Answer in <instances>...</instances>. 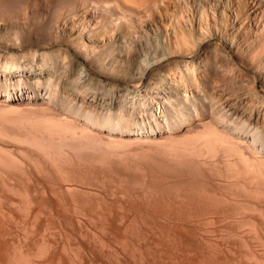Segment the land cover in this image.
<instances>
[{"label":"bare ground","instance_id":"6f19581e","mask_svg":"<svg viewBox=\"0 0 264 264\" xmlns=\"http://www.w3.org/2000/svg\"><path fill=\"white\" fill-rule=\"evenodd\" d=\"M11 1H13V0H11ZM44 1H49V0H44ZM125 1L126 0H81V1H78V0L77 1L76 0H57V2L54 3L53 7L49 10L50 17L47 16L48 20L46 22H44V28L47 31H49V34L53 33L52 27L54 24H58L56 22L58 20L60 23H62L63 28H61V30H64L67 28L70 29L73 26H75L77 23L78 26L74 29V31H71L69 34V36L73 42L72 48L73 49L76 48V49H79L81 51V53L77 52V54L79 55L78 60H76V61L74 60L75 61L74 66L76 67V70L74 69V71L75 72L77 71L76 73H78V75L76 73L74 75H77V78L78 77L79 78L80 77L81 78H87V80L89 79V77L92 78L93 77L92 75L102 74L104 76H107L109 79H111L112 83L115 86H118V88L116 87L117 90H115L116 91L115 98H116V102H118V103H115L114 102L115 100H114V101H111L110 104H112V102H114L117 105L119 104L118 106H120V107H117V108H120V109L116 110L117 109L116 108L115 110L113 109V111H111L113 106L110 107L111 105L109 104L110 105L109 106L107 104L108 103L107 101L110 99V97H109V99L105 98L104 100H101L103 102V105L99 103L104 108L100 107L101 109L97 108L99 111L98 110L94 111L95 110L94 108H93L94 110H91L88 107H86V108H88V109H86V108L80 106V105L83 106V104L76 103L77 101L73 102V101H75L74 98L72 99L73 103H70L71 99H69V101H70L69 102L67 100V98H69V97L66 98V96H63V97H65L64 101L65 100H67V101H65L66 102L65 105L58 106V107L59 108L63 107L62 110L64 109L69 114H72L74 117H77V120H79L78 118L81 117L82 120L80 119V121H82V122L77 123L79 121L75 120L76 118L73 119L74 117L72 118V116H70V118H72L74 121L72 119H70L67 112H66V114L68 115V117L67 116L64 117L65 111H63L64 114L59 113V115H60L59 116L55 112L51 111L53 109L52 106H50L51 108L48 107L47 109H45V105H46L45 102H44L45 105L43 104V107L40 103V105H41L40 111L42 113H38L39 110H36L37 112H33L35 110L32 111V109H34L32 104L34 103L33 101H35L36 99L32 100L33 103L29 102L32 106V109H30L31 108V106H30V108L29 107L26 108L27 110L22 109L23 110L22 111L21 109H19V105L15 106L14 103H13L14 105H11L10 101H8V98H9V100H10V98L17 100V99L21 98L22 94H19V95H17V94L13 95L12 94V96H11V94L9 93L10 91L8 90L9 88H7V90H5L4 93L2 94L4 96H6L7 99L5 98L6 99L5 100L1 96L5 100L4 102L7 101L8 103H10V105L12 107L14 106L13 107L14 109H16V107L19 109V110L17 109L18 113L15 114L12 118H10V119L9 118L8 119L3 118V119L10 120V121L12 119V121H13L12 123H14V125H16V126L18 124H19L18 126L22 125L20 127H17L18 129L20 128L22 130L19 131L17 129H14L15 128L14 127L13 129L15 131L14 130L12 131V129H9V127L0 123V125H1L0 126V135H3L4 137L10 136L18 144H21V145L15 146V148L19 153L24 154V155H22L23 157L25 156L27 158L23 159V158H21L22 156H20V158H19L18 155L16 154V152H14L9 146H7V144H1V143L6 142V139L4 137L0 136V264H56L57 261H59V259L55 260L57 257V254H58L59 250H61V248H62V250L64 248V247L60 246V249H59V247H58L59 240L58 239L61 240V238H59L58 236H60V237L62 236V238H63L62 241L65 238L68 239L70 244H68L66 246L67 247L69 246L68 249L73 250V252L75 250V256L74 257H75V259L77 258V260H74V258H72L73 256L69 255L72 253V251L70 253L69 250H67V248L66 249L64 248L65 250H67V254L69 256L67 254L63 253V252H65V250H63V252L61 251L59 254H61L62 257L58 256L61 261H62V259L65 258V256H67L66 258L69 261H67L66 258H65L66 260L64 259L65 263L67 261V264H87V262L89 264H91L92 261L95 263V261L98 260V259L95 260V258L99 257L97 255H100V254L96 255V253L101 252L102 250L105 249L104 247H103V249H101V247H102L101 245H103V244H101L102 242L105 243V245H107L106 249H108V246L110 248L109 240L111 239L110 241H113V238L116 236L117 232L120 235L121 233L123 234L125 232L128 234V231H131L132 227H130V230L128 229V231L127 230L125 231L126 227L124 224L121 223L124 221V223H127V225H128L127 228H129V226H130L128 224L129 220L133 221V222H129L131 225H134L136 222H138L140 220L139 222L142 221V226H143V224L146 223L150 219L149 221H150V223L152 222L151 223L152 225L147 222V224H150L151 227H150V225L146 224L147 225L146 226L144 224L146 227H148V226L150 227L149 229L148 228L145 229V227L143 228L141 225H140V227H138L139 225L135 226L136 225L135 224L134 228H136V229L138 228V231L141 229L142 232L141 231L137 232L134 230V228H132V230H134V231L130 232L129 235H127L125 233L126 235L124 234V236L129 237L131 235L130 237H133L134 232L142 233L143 235L147 233V235H148V232H149L150 234L154 233L153 235H156L157 237L167 238V240H168V241L166 240L167 245H168V243H170V245L172 243L171 246H174L173 241L177 240L178 239L177 237H179V235H180V234L178 235V233L184 231L185 227H187L186 225H183V224L188 221L186 218L188 216V219H189L190 215H188V214H192V213H188V212H192L193 210L200 208L199 211L201 210V212H200V213H202L201 215L202 216L205 215L204 219H206V215L208 217L211 216V213H212V217L215 216L214 217L215 220H213L214 218L210 217L213 220L212 222H214V221L216 222L217 216L223 217V215H217L215 212V210L217 208H219L217 206H220V205H214V204H216V201L214 204H211V203H213V199L215 197L214 194H217V193H214V194H213V192L210 193L209 192L210 190H209L208 192L210 193V196H212V198H213V199H210V198H208L210 196L206 197L207 195H209V193L207 192V190H208L207 188H203L205 186L201 187L202 185H200L199 189H201V190H199V189L197 190L196 185L197 184L199 185V182L196 181L194 183L193 182L194 180L191 177H188V178H191L193 180L191 182V179L187 178V176H188L187 174L186 175L183 174L184 176L181 174L183 172L188 173L189 170L190 171L196 170L197 172L200 171L199 173H201V175L202 174L204 175V176L202 175L203 178L207 177V175H208V174H206L207 172L208 173L214 172L217 175H219V177L217 176V178L222 177L221 179H223L222 180L223 184L225 183L226 186L229 187L230 189H231L230 186H232V188H233V185H234V187L238 186V187H240V189H241V187L244 188V190L246 189L245 191H247V194H248V192L251 193L252 191L255 192V194H256V192L258 191L256 195L259 196L258 193H261L263 195V198L261 197L262 195L260 194L261 195L260 197L262 199H259L258 201L255 200L256 202L252 201L251 203L248 200V201H246V204H244V202H242L241 200H240L241 202H239V199L237 200V198H235L234 195L232 196V194L229 195L228 193L225 196L220 193L221 195L218 194L219 197L218 196H216V197H218L217 202L219 204L223 205V203L225 204L226 202H228L229 204L232 205V206L231 205L229 206V204L225 205V206L223 205L222 208L223 207H225V208L233 207V205L235 206L238 204L240 207L242 205L245 207L248 205L249 207L247 206L248 208H246V209L250 208L248 210L250 213L252 212L250 210H253L254 212L256 211V213H259L261 215L260 219H264L263 218L264 217V88L258 89L256 87V77H255V75H253L254 72L252 73V75H251L252 77H251L249 75L250 68H248V66H243L242 69L237 67L238 69L236 71H240L239 73L238 72L234 73L237 76L242 75L243 77L240 76L242 79L243 78L245 79L248 77L247 78V81H248L247 84H249V85L245 84L246 79H245V81H243L241 79V81H242L241 83H242V85L243 84L247 85L249 90L247 88H245L244 85L242 86L243 88L241 87V84H239L240 86L236 85L237 82H235V80L233 81L234 83L232 84V82H230L232 78L226 79V77H222L225 79V80L223 79L224 82L226 80H229V82H230L229 83L230 85H228L224 89H225V91L227 90V93L225 92L226 94H228L229 96H232L231 97L232 99H233V96L235 99H237L239 97L237 95L238 97L236 96L237 97L236 98L235 94L239 93L241 88H242L241 91H243L244 88H245V90H248L247 95H248V92L250 94L247 97H246V93L244 91H243L244 92L243 94H245V95H243L240 91V93L242 95H240L239 98L242 99V98L246 97L247 100L245 99V102L246 101L248 102V103L247 102L244 103V105H242L243 103H241V105L236 103L237 104L236 105L234 103L236 100L231 99L233 101V103L235 104L234 105L232 103V101H230V99H229L230 97L228 98L226 96L229 99V100H226L227 98L225 99L223 97V94H221V93H219V95H218V93L216 95H214L216 93V91H218V90H214L215 92L213 93V90L211 91V89L208 88L211 91V92H209V90L206 88V87H208L207 82L206 83L203 82L204 79H202V82L205 83L207 86L205 84H204L205 86H202L203 85V83H202V85H201L202 87H201L200 86L201 83L198 82L200 80H199V78H197V76H196L197 74L195 71L201 67L200 66V64H201L200 56L201 55L199 54L200 55L199 56L197 54L198 55L197 56L196 53H197L198 48L200 47L199 42H200V40L204 39L205 33L204 32H197L196 33V31H194V29H191V27L189 29H187L188 31L187 30L185 31V29L182 30L183 33L182 32L181 33L184 36L182 41L178 42L175 39L177 42H175V45H174L175 50L177 49L178 51L180 50L179 48L183 47V45H184L186 50H189V52L186 51V52H188V53H186V52L182 51L183 52L182 56L179 55V57H181V58H178V60L175 59L176 61L175 60L172 61L173 59L170 60L174 63L173 65L175 66V68H179V67L182 68L183 67V70L179 68L180 69L179 71H181V70L184 71L185 76H186L185 72L188 73V76L186 78L184 77L185 79H182V77L184 75L181 76V79H182L181 81H182L183 85L181 83H180L181 84L180 85L179 83L174 82L173 79L169 78L170 74L172 75V73H174V72H171V70H172L171 68L173 67V65H171L169 63L171 65L170 66L171 68H170L168 66L169 64L167 65L164 63L165 61L169 60V58L171 57L172 54L176 55L178 53V52L173 53V48L170 45V42L168 41V36L166 34L167 30H168L166 20L168 21V19L172 18V16L177 17L181 11L182 12L190 11V13L192 14V17H190V19H188V22H190L192 24L193 19H195V21H198L197 23L200 26V20L203 19L204 16H206V14H207L206 9L212 8L214 11L217 12V14H219L221 17L224 18L223 21L221 20L219 22V24L222 23L223 26H226L227 20H225V19L226 18H229V19L232 18L231 15L233 13L235 15H238L240 13L239 16H242L244 14L245 9H244L243 3H242L243 0H127L126 2L129 1L127 3L128 5L130 3H132L133 4L132 6H136V7H133L134 9H132L130 7V5L128 6L127 4H124ZM252 1L256 5L255 10H258L254 13H256L257 16H259L261 18L259 23L257 22V28L255 29V32L261 37L258 38V40H256V42H254V43L250 42L251 45H249V47H253V48H255V50L256 49L258 50L256 58L250 57L251 58V63H250L251 66L250 67L254 66V68H255V66H256L259 68V70H262V72L264 73V70H263V64H264V54H263V49H264V0H252ZM10 2H9V0H0V13L5 14V13L12 12V10L14 9L13 8L14 5H16L15 7H18L19 4L23 6V4L25 5V3H26V1H24V0H14L13 3H10ZM21 9H19V10H21ZM14 11H16V10H14ZM17 13H16V15H17ZM14 17L15 16L12 15V18H14ZM3 18H1V19H3ZM240 18H242V17H240ZM3 20H5V19H3ZM256 20H257V18L254 19L255 23H256ZM8 21L9 20H7V22ZM246 21L247 22L249 21V17ZM9 22H11V21H9ZM171 23H174V22H171ZM3 27H5V26H3ZM222 28H224V27H222ZM12 30L13 29H11V32H12ZM220 32H222V31H220V28H219V33ZM14 34H15L14 36L16 38H18L17 37L18 33L16 31H14ZM184 34H186V35H184ZM222 34L224 35V37L229 38L228 33L222 32ZM185 36H187V38H185ZM180 37H182V36L179 35L178 38H180ZM178 40H180V39H178ZM229 40L232 41L231 38H229ZM252 42H253V40H252ZM214 44L215 45H213V48L216 51H220L219 49L224 50V48H225V47L222 48L221 42L216 41ZM194 47L196 48L195 50H193ZM255 50L253 52L254 54H255ZM1 51H0V53H1ZM8 52L9 51H7V49H6L5 53L7 54ZM220 52H222V51H220ZM5 53H3V54H5ZM9 53L7 56L10 57L11 54L14 52H12L10 55H9ZM217 53H219V52H217ZM41 54H42L41 60H42V58L44 60L43 64H45V61L47 59H49L50 61L51 60L53 61V59H50L53 56L49 57L48 53H47V56H45L44 53H41ZM41 54H40V56H41ZM186 55H189L190 58H185ZM204 55H205V53H204ZM246 55L247 54H245V56ZM20 56H22V57L19 58V54L17 55L18 60L15 58L16 56L14 57L13 55L11 56L12 59H9L7 57L4 59L5 62L3 61V63H5V64L0 65V66H3L5 68L9 69L7 72L8 73L10 72L13 75V77L15 78V80H16V77H18V79L16 81L18 82V80H19V82H18L19 85L21 84L20 83V73H19L20 69H19V67L22 68V66H21L22 62L20 59L23 58V54H21ZM208 56L209 55H207L206 57H208ZM46 57H48V58L46 59ZM215 57H216V54L214 55L213 58L217 60V58L219 56L217 58H215ZM182 58L184 60H179ZM213 58L209 61H214ZM219 59L220 58H218V61H217L218 65L221 62V61H219ZM223 60H225V59L223 58ZM52 61L50 62V64L52 63ZM226 61H227V59H226ZM54 62L55 61H53V64H54ZM217 62H213V63L217 64ZM223 62H222V64L220 63L221 64V66L219 65L220 67H223L222 66ZM39 63L41 66L42 62H39ZM209 63H211V62H209ZM209 63H208V65L205 64V66L207 65L208 68L210 65ZM233 63L234 62H232L231 60L228 59L227 63L225 64L226 67H228L230 71H231V69L232 70L236 69L234 67L235 64H233ZM46 64H48V63L46 62ZM53 64L51 65V67L55 65V64L54 65ZM213 65H215V64H213ZM32 66L30 65L31 68H32ZM38 66H36V67H38ZM215 67H216V65H215ZM5 68H3V70ZM52 68H54V67H52ZM52 68H50V70ZM40 69H41V67H40ZM40 69H38V70L40 71ZM222 69H224V67ZM32 70H33V72L28 73V75L30 74V77L36 81L35 82L33 80L36 84L34 82H32V84L33 85L35 84L36 87H38L39 84L37 86V81L38 82L40 81L39 77L41 78V76H38L39 72L36 70V68L34 69V67H33L31 69V71ZM34 70H35V72H34ZM224 70L226 71V69H224ZM43 71H45V70H42L41 72H43ZM54 71L56 72V70H54ZM212 71H211V73L214 72V71L213 72ZM227 71H228V69H227ZM48 73L46 76L47 77L50 76L49 80H47L49 82L52 80L51 78H54V77H51V74L49 75ZM52 73H54V72H52ZM60 73L61 72H59V74H58V72H57L53 75L58 77L56 74L61 75ZM208 73H210V72H208ZM215 73L216 72H214V75H215ZM11 74H9V75H11ZM194 74H196V75H194ZM41 75H43V74H41ZM216 76L217 75H215L214 78ZM235 76H234V78H235ZM47 77H46V79H47ZM191 77H196L194 79L195 80L197 79V81H195V80L192 81ZM21 78H23V77H21ZM98 78H97V81L98 82L101 81L100 78L99 79ZM25 79H28V78H25ZM71 79H73V80H71V82L77 80L75 76H72ZM205 79L208 81V78H205ZM210 79H213V75ZM11 80L13 81L12 77H11ZM90 80H88V82ZM217 80L222 81L219 79H217ZM239 80H240V78H239ZM22 81H25V80L21 79V82ZM30 81L31 80H29V82ZM41 81H43L41 83H43V84L45 83V84L44 85L40 84V86L42 85L44 87L46 85L47 81H45V79L44 80L41 79ZM53 81L54 82L58 81V79L57 80L54 79ZM80 81L78 82V80H77L73 83L79 84ZM93 81L94 80H92V82ZM97 81H96V83L98 85L100 82L98 83ZM27 82L28 81H26V83ZM85 82H86V79H85ZM194 82H196V84ZM224 82L222 81L220 83L223 84ZM52 83H50V84L47 83V84L52 86L54 84V83L53 84ZM73 83H71V84H73ZM112 83L110 85H112ZM226 83H228V81ZM226 83H224V85ZM238 83H240V81ZM13 84H15V83H13ZM262 84L264 85V83H262ZM99 85H102L99 87H103L104 84L102 83ZM107 85H109V84H107ZM114 85L111 86V88L115 87ZM128 86L133 87L134 90L132 88H128ZM189 86H191V89L193 88L192 91L190 90L191 93L188 92ZM47 87L45 86L43 89L47 91ZM99 87H98V89H99ZM194 87H195V89H194ZM261 87H262V85H261ZM20 88H22V87H20ZM105 88H106V86L104 87V89ZM104 89L100 88V90H104ZM48 90H52V89L50 88ZM100 90H98V91H100ZM106 90H104V94L106 93L105 94L106 96L104 95L105 97H107V95L109 96V94H111V92H108V88H106ZM112 90H113V88H112ZM38 91H41V90H39V88H38L37 92ZM109 91H111V90L109 89ZM32 92L34 93V91H32ZM37 92H35L34 94L40 95L41 97H42L43 93H45V91H43V93L41 92V94H42L41 95L40 93L37 94ZM53 92L54 91L52 90V94L49 92L48 95H46V96H48L47 98L49 101L51 99H53V98H51L53 95ZM75 92H77V90ZM93 92H95V91H93ZM107 92L109 94H107ZM112 92H114V90ZM33 93L29 94V91H28V92H26L25 97H27L28 100H29V98H32V97L34 98L36 95H34ZM91 93H90V95H91ZM101 93H103V92H101ZM86 94L88 95L89 93H86ZM54 95H55V97L54 96L53 97L56 98V101L58 100V102H56L53 99L56 102L55 104H57V103H58V105L60 103L63 104V102H64V101H62L63 98L61 99V97H60V100L62 101L61 102V101H59V99H57L55 93H54ZM60 96H62V95H60ZM92 96H94V98H95L98 95L95 96V94L93 93ZM104 96H101V97L104 98ZM113 96H114V94L111 96L112 99H114ZM99 97H100V94H99ZM43 98H41V99H43ZM47 98L45 100H47ZM58 98H59V94H58ZM97 99H96V101H97ZM48 100H47V103L49 102ZM53 100H52V102H53ZM91 100H92V98H91ZM105 100H107L106 101L107 103L105 102ZM18 101H15V103ZM41 101L43 102L44 100L39 99V102H41ZM7 102L5 104L8 105V107H9L10 105ZM20 102L21 101H19L18 103L20 104ZM104 102L111 109H108L109 107L106 106V104ZM236 102H238V100ZM38 103L37 104L35 103V105H38ZM74 103H76L78 105H76ZM5 104H3L2 106L4 107ZM55 104H54V102L52 103L53 107ZM96 104H98V103H96ZM47 106H49V105H46V107ZM94 106L97 107V105H94ZM94 106H91V107H94ZM6 107L7 106L4 107L5 108L4 110H7ZM12 107H10L8 110H12L11 109ZM102 108L105 109L106 111H104ZM42 109H45V110H42ZM107 109H108V111H107ZM30 110L32 111V113H31L32 115H29L30 113L28 114V112ZM19 111H21V112H19ZM25 111H28V112H25ZM43 111H45L47 113H45ZM49 111L52 114H48ZM35 113H36V115H35ZM54 114H56L57 116L56 115L54 116ZM61 114H62V116H61ZM3 115H6V114H2V115H0V117H3ZM16 115H18V116L20 115V116L18 117ZM37 115H39V116H37ZM15 116H16V118H14ZM4 117H6V116H4ZM17 117H18V119H17ZM13 118L15 119V121ZM125 142H126V144L131 143V142L133 144H136V146L133 147L135 149V152L134 151H133L134 153L132 152V155L135 154V156H136L135 157L136 159L132 160V162L134 164H135V161L137 160V158H139L140 151H142L141 153L143 154V156H140V158L138 159V161L141 159L139 161L140 163L142 161V158H145L144 155H146V157H148V156H150V154L152 152V154H153L152 157L146 158L148 160H146V159H143V160L145 162L148 161L149 163H150V160H154V162H158L157 163L158 166H157L156 163L151 161V163L152 162L154 163V164L152 163V166L153 165L156 166L155 168H153V167L152 168L155 169L157 174H159L158 171L165 170L166 165L162 164V161L163 162L165 161L168 165V167L166 168L165 171H167V169L171 170L168 173L166 172L168 175L170 173V175H174V177H176L177 175L175 176V172L178 170H180V171L183 170V172H181V173L178 171V174L180 173L179 176L182 175L184 178L186 177L188 180L184 179V181L187 180V182L181 181L183 178L177 176L180 179L182 178L180 180V182L184 184V185H182L181 183L178 182L179 179L177 180V179L173 178L172 176H168L167 177L168 181L165 180L166 184L167 183L169 184L171 182V184L173 183V188H176L174 186L176 184L175 183V180H176V182L178 183V184H176V186L178 185V187H179V184H180V186H182V187H180V188L177 187L175 190L173 188L170 189L169 187L165 188L168 185L165 184V181L162 180L161 177L164 178L167 174L163 173V175L159 174V176H157L158 178L161 176L157 181H159V183H164L166 186H163L161 184H159V185L157 184L158 185L157 186V185H155L156 183H158L156 180L153 181L152 183L150 181L151 179H153V180L155 179L154 175H153L154 178H151V179L149 178L150 176L148 175L149 170L147 169L148 168L147 166H149V165L151 166V163L146 166L143 163L144 161H142V163H141L142 165L140 163H138V161H136L135 165L137 167L141 165V167H140L141 169L143 166H145L146 168L145 167H143V168L147 169L148 171L147 170L145 171V169H143V170L137 169V167H136L137 170H135V171H137V172H132V173H138L139 171H141V172H139L140 173L139 179L137 178V180H136V176H137L136 174H135L136 176H134V177L132 176L133 178L131 176L129 177V175L131 174L129 172L130 174L128 173L127 179L129 180V178H130V179H132L131 181H128V180H127L128 182L122 181V179H123L122 175H119V177H121V178H119V181H118L117 175L120 174V172L117 171V174H116L115 172L117 169L115 170L112 167H110V168H112L114 170V172H113V170H110L109 168L103 169L104 166H102V163H103V165L106 166V164H108L109 161H111L113 158L116 157L121 162L119 164H122L123 159H124L123 158L124 153H125V155L127 153H129V151L126 149L127 145L132 146L131 144L126 145ZM137 143H138V146H137ZM123 144H125V145H123ZM122 146H126L125 149L123 147L124 150L121 149ZM137 149H138L139 153L136 151ZM78 150H79V152L89 150V152L88 151L84 152V154H82L80 152L81 155L78 153L80 156H82V158H84L83 156L86 155L85 153H88L89 155L87 154V158H86V156L84 158L86 161L84 160L82 162H79L83 159L80 156L73 153V151L74 152L76 151V153H77ZM143 150L146 152V154H144L145 152H143ZM71 151H72V154L76 155V157L78 156L75 159V155H73L74 160L69 158V156H72V154L69 155V152L71 153ZM92 151H93V153L90 154ZM148 151H150L148 153L149 155L147 154ZM61 152L62 153L64 152V154L65 153L68 154V157L65 159L69 158L68 163L65 160L67 164H66V167H64V168L61 167L60 166L61 164L59 165V162L57 161L58 155L60 156ZM136 153L138 156L136 155ZM56 154H57V156H56ZM142 154H140V155H142ZM130 155L131 154H129V158H130ZM155 155H156V158H155L156 160L158 159V157L161 160L159 159V161L158 160L156 161L153 158V156L155 157ZM73 156L71 158H73ZM107 157H109L111 160H109V158H107ZM133 157H134V155H133ZM78 158H80V159H78ZM117 159H116V161L118 163L119 161ZM75 160H76V163L74 162ZM126 160L127 161H125V159H124L125 163H127L126 166H129V164L131 163L130 162L131 159H126ZM128 160H130V161H128ZM94 161L99 162L98 164H101V165H100V168L95 169V167H94L95 170L94 169L91 170V168H92L91 165ZM101 161H102V163H101ZM106 161H108V162H106ZM96 162L94 164H96ZM104 162H106V164ZM165 162H164V164H165ZM69 163H70V166L73 163L72 165L74 167L73 166L69 167ZM137 163L140 165H137ZM75 164H77V165H75ZM134 164H132V165L130 164L131 167L135 166ZM145 164H148V163H145ZM67 165L69 168L67 167ZM123 165H124V162H123ZM161 165H163L165 167H164V169L159 170V168L162 167ZM89 166L91 168H89ZM95 166L98 167V165H95ZM170 167L175 169V170H173V172H172V169ZM134 168H133V170H134ZM156 168H157V170H156ZM176 169H178V170H176ZM108 170L110 171V174L108 173L109 172ZM150 170L152 171L151 167H150ZM184 170H187V171L185 172ZM143 172H146V174H141ZM156 172L154 173L152 171V174L156 175ZM171 172L174 174H171ZM145 176L148 177L150 183H147L148 179L146 181ZM151 177H152V175H151ZM157 177H156V179H157ZM169 177L173 178V180H171ZM133 179H134V182H135V180H136V182L139 180V182H137V183L135 182L136 184L134 182L132 183ZM164 179H166V178H164ZM107 180H108L109 184H107L108 183ZM120 180L122 182H120ZM123 180H126V178ZM160 180L162 182H160ZM169 180H171V181H169ZM200 180H202V178H200ZM204 180L205 179H203L201 182H203ZM220 180L217 179V181H220ZM113 181H114V183H113ZM117 181L119 183L125 182L124 183L125 186L122 184V186H123L122 187L119 183H117ZM129 182H131V183L128 184V186L129 185L131 186L133 184L132 186L134 187V190L132 189L133 187L127 188L128 186L126 185V183H129ZM140 182L142 183L143 186H141ZM188 182H189V186L187 187ZM190 182H191V185L194 183L193 184L194 187H192V188H195L194 190L188 189L189 187H191ZM138 183H140V184H138ZM153 183H155L154 186H153ZM185 183H186V187H184ZM171 184L169 185L170 187H172ZM136 186L142 187V188L138 187V189L141 188L142 190L140 189L139 192L141 191L143 193L142 196L147 197V199L145 200L147 204H145L144 200L143 201L138 200V197L141 198L142 196H140L141 193H138ZM162 186L165 189H161L162 190L161 191L158 188L159 187L161 188ZM166 189L168 191H169V189L170 190L173 189L170 192L167 191L168 193H170V195L172 193V196L167 194V192H164V191H166ZM242 191H243V189H242ZM253 192L251 193V194H253L252 196H254ZM131 196H134V197H131ZM126 197L127 198L129 197L128 199L131 198V200H130L131 203L129 202L131 207H133L134 204L138 203V202L144 203V205L141 203L144 208L141 207L142 205H140V203H138V204H135L136 207L131 208V210H130V211H132V209H133V211L135 212L136 209L141 207L140 213H142V214L139 213L141 215V217L139 214H137L138 213L137 211H136L137 213L135 212V214H133L134 216H132V213H134V212H130L128 210L130 207L129 204H128L129 206L126 204V203H128V200L124 199L127 202L123 201L125 203H123V204L121 203L122 206L125 205L124 207L119 205L120 204L119 202H121L120 199L122 200L123 198H126ZM135 197L138 200V202L136 201V199L135 200L132 199ZM107 198H109L110 200H107ZM143 199H145V198H143ZM206 199H207V201L210 199L211 203H210V201L207 202ZM252 199L253 198L251 197V200ZM94 200L96 203L93 202ZM114 200L118 201L117 205L115 203L116 201L114 202ZM261 200H263V202H262L263 207L261 206L260 203H258ZM150 201L153 204L150 203ZM104 202L106 203L105 206L108 205V203H109V205H111V204L116 205L115 209L112 208V207H114L113 205H111V207H108V208L112 209V213L110 211L111 209L110 210L108 209V211H106L107 213L109 212V214L111 213L110 214L111 217L113 215H116L118 210H120V213L123 212V210L121 211V209L122 208L124 209L126 207L125 209L128 208L127 210H128V212H130L132 219H130L131 216L130 217L128 216L129 214L127 215L128 217L125 216L128 212H126L124 209L123 213L125 215L123 213H122L123 216L121 214L116 215L117 217H120L119 218L120 221L122 220L120 222L121 224L117 223L118 224L117 225L116 222L113 221V220H115V218L113 219V218L109 217L110 215L109 216L105 215L106 212H104V211L107 209L106 208L107 206L106 207L104 206ZM110 202H113V203H110ZM132 202H135V203H132ZM148 203L152 204V206L158 204L157 207L154 206L150 209V210L154 209V210H152L153 212L151 211L153 214L149 212V207L151 205ZM240 203H243V204L240 205ZM86 204L89 206H90V204L92 206H94L95 207V208L93 207L94 210L96 209L97 205H98V207L99 206L105 207V208L104 207L102 208L103 209L102 211L100 210L101 208H99L100 213L104 212V214H101V216H103V218L100 216V213L98 214V212H99L98 207L96 209V211L98 210L97 214H96V211L94 212L93 208L91 210V208L89 207V210L93 211V213L90 212V213H92L93 216L99 215L102 218V219H100V217L98 216L97 223L99 221L100 224H98L99 225L98 227L96 226L97 228H95V226L93 225L94 227L93 226L92 227L94 230L93 229L91 230L87 227L91 232L93 231V233H94L96 231L95 229L99 230V227L101 228V226L104 225V222L106 223V226L104 225L105 227L109 226L108 225L109 224L108 223L109 218L113 219L112 221L114 223L111 222V220H110V223L115 224L116 229H117L116 232H114L113 229H110V228H113L115 225L114 226L112 225L111 227L109 226V229L105 228V227L101 228V230L103 231L102 234L105 233L104 234L105 238H104V235H101V233L99 232L98 234L101 236V239L102 238L103 239L100 240L99 237L95 239V241L97 239H98V241H101V242H97L98 246H100L99 247L100 249H98V251L95 252L96 251L95 249L98 248V246L96 245V248L94 249L95 244H96L95 241H94L95 243H93V242L87 243V244H89L87 247L92 245V244L90 245V243H93L94 247H93V245H92V247L94 249L93 250L94 253H93V251H90L87 247L86 248H87L88 252L86 251V249L84 247L87 244H84V243H86L85 241H87V240L84 238V243H82L83 248H84V252L86 251L87 254L89 252H91V253H93L92 256L96 255L94 258L92 257L94 260H91L92 259V258L90 259L91 255L88 256L86 253H84L86 255V256L84 255V257H87L90 259V260L89 259L87 260V258H86L87 262H85L86 260L84 257H82L84 259L81 258L82 260L80 259V256H79V258H78V256L76 257V255H78L80 250H77L78 253H76L77 251H76L75 247H77V249H79V246H80V249L83 250V248H81L82 244L81 245L77 244V243H79L78 241H80V243H81L83 239L81 238L80 240H76V242L74 241L73 243H71L69 237L67 236V234L69 233L67 226L71 223V221L73 219V215H77L76 213H80V212L83 213L84 212L83 210H85L84 213H86V211H87L88 215L87 214L86 215L88 216V218L90 217L89 216L90 214L88 213L89 210L86 209V208H88V206H86ZM138 205H140V206H138ZM145 205H148V206H145ZM194 205H198L199 207L195 208ZM204 205L208 206V207L212 206V205L213 206L209 207V209L207 208L208 210H206V207ZM158 206L161 207L160 211L158 210L159 209ZM173 206L174 207L178 206V208H177L178 210L174 209ZM202 206H203V208L205 207V210L207 212H209V211L211 212L210 215L205 210L201 209ZM215 206H216V208H215ZM116 207H118V208L116 209ZM145 207H147L146 210L148 209L146 212L152 214L151 217L148 216L149 215L148 213L143 214V212H141V211L145 210ZM155 207L157 209L156 214H158V215L154 214V212H156ZM186 207H189V208L186 209ZM235 207H237V206H235ZM142 208L144 210H142ZM182 208H185V210H187V212H185V210ZM192 208H193V210H192ZM244 208L243 209H242V207L239 209L235 208L237 211L235 209L231 210L230 208H228V209H226V211H225V209L224 210L222 209L223 211L220 210L219 212H218V210H219L218 209L217 212L219 214L223 213L224 215H227L228 214L227 210L229 211V209H230L233 212L236 211L238 214V213H240L239 210L242 209L244 211V212L241 211L242 214H245L246 212H245ZM180 209H181V211L184 210L185 213H188L187 216L184 215L185 213L184 214H183V212L181 213ZM213 209H215V210H213ZM79 210H81V211H79ZM115 210H117V212L115 214H113V212H115ZM175 210H176V214H174V212H173ZM202 210L204 211L205 214L203 213ZM18 211L21 212V214L23 216V219H24V220L22 219L23 222L20 219V217H22L21 215H20L19 219H17V217H16V216H18V214H17ZM138 211H139V209H138ZM158 211H159V213H158ZM195 211H198V210H195ZM248 211L246 213L247 215H249ZM198 212H195V213L197 214ZM230 212H229V214H230ZM233 212H232V214L235 215V213H233ZM82 213H80L81 217L84 215V213H83V215H82ZM94 213H95V215H94ZM171 213H172V215H170ZM200 213L198 214L199 216H197L196 214H193L194 216H192V215L191 216L195 220H196V218L198 219V217H199V219H201L202 216L200 215ZM253 213H251V216L253 215ZM160 214H162V215H160ZM182 214L184 215L183 217H185V216L186 217L183 218ZM213 214H214V216H213ZM232 214H231V216H232ZM242 214L240 216L238 214L237 216H239V217H237V218L241 219V217H242V220L244 218L246 220H251L250 215L248 217L250 219H247L245 217V215L243 217ZM6 215H7V218H6ZM8 215H9V217H8ZM59 215L63 217V218L61 217L63 221H61V219H59ZM104 215H105V217L106 216L108 217L107 219L105 218L106 220L104 219ZM119 215H121V216H119ZM137 215H139V220L135 218V217H137ZM142 215L146 216V220H147L146 222H144L145 219L143 218ZM153 215H155L156 217L161 216L159 218L160 223L164 222L163 219H165V218L167 219L168 215H169L168 218L170 216H172V218L174 219L177 216L176 218L184 219V220H186V221L182 220L184 223H182L181 220L177 219L184 226V227H182L184 229L181 228V226H182L181 224H180L181 226H179L178 222L176 224L174 223L175 226H172L173 224L171 222H173V221H169L171 219V217H170L168 221L165 220V225L168 223L167 226H164V223L160 224L159 227H161V225H162L161 230L157 226L159 223L157 225L155 224L156 227L159 229L158 230L155 227V225H153L154 224L153 222L156 221L155 220L156 217ZM180 215L182 218L180 217ZM255 215H257V217H260V216H258V214H254V216ZM77 216H76V218L78 219ZM162 216H166V217L164 218ZM191 216H190V218L192 219ZM13 217H15V220L16 219L18 220L16 222L20 221V223H23V225L21 224V226L20 225L18 226V224H20V223H17V225H16V222L12 219ZM83 217H82V220H89L90 219V218L85 219L86 217L83 219ZM123 217L124 218L127 217L126 219L129 218V220L125 221L126 219H123ZM224 217L222 219H220V218H218V219L220 221H222L223 219L226 220V218H224ZM230 217H228V218H230ZM140 218L144 219V221L141 220ZM147 218H149V219H147ZM151 218L153 219V221ZM228 218H227V220H228ZM252 218H253V216H252ZM6 219L8 220V222ZM161 219H162V221H160ZM191 219H189V221L187 223H190V222L191 223H193V222L198 223L199 221L200 222L202 221V224H204V221H205L204 219H201V220L198 219V221H191ZM208 219H206V221ZM211 219H209L210 221H208V222H211ZM218 219L216 222V226H217V223H221ZM82 220H81L82 225L84 223H86L85 225H87L88 221L85 222ZM92 220H94V222L91 221V222H93V224L96 223V216ZM102 220H105V221L102 222ZM134 220H136V222ZM225 220H223V221H225ZM11 221H14V224H11ZM176 221H174V222H176ZM238 221L241 222V220H238ZM89 222H90V220H89ZM156 222H158V219ZM200 222H199V224L201 225ZM215 222H214V224H215ZM245 222L246 221L243 220L244 224H246ZM79 223L80 222L78 221V225L81 224V223L80 224ZM170 223H171L170 229L178 226V227H180V230L178 229L180 232L178 230L174 231V229H177V228H173V231H171V230L167 231L169 228L168 225H170ZM187 223H185V224H187ZM197 223H195L196 226L194 224V226H195L194 228L197 227V225H198ZM119 224L124 225V227L121 226V228H120V229L123 228L124 232H121L122 230L121 231L118 230ZM193 224H191L188 228H186L187 232H188V229L190 230V228L193 226ZM212 224H210V227L214 225V224L213 225ZM222 224L223 223H221V225H219V226L222 227ZM95 225H97V224H95ZM17 226L20 228H18ZM152 226H153L154 230H152ZM201 226H202L201 229L197 230V228H196L197 231L194 229L196 234L192 231L194 233V236H193V234L191 235V233H192L191 231H190L191 236L189 235V232H188V237L193 236L195 239V237L200 236L199 240H197V238H196V240H194L192 238V241L195 242L194 244L196 245V247L198 246V244L200 245V241L202 240L203 243L201 242L202 246L201 245L200 246L202 247L203 251H205V248H206L207 253L213 249L215 250V249H219L220 247L222 248L225 242L223 243L222 246H220L219 244L221 242H219V240H220L219 238H221L222 235H224V238L222 237V240L227 239V238H225V237H227V233H226V236L224 233L225 229L222 230L224 232L221 231L222 235L220 236L217 231L220 230L221 228H219V226H217L219 229H217L216 226L213 227V228L216 227V229H217L214 234L219 235V236L216 235V236H218V239H219L218 243H217V241H216V243L214 242L215 245L213 246L212 244H214V243L211 242V240L213 239L212 241H215V240H217V237L213 238L214 236L212 237V235L209 234V231L210 230L212 231V228L208 229L209 231L207 232V230L203 231V229H205L206 227L210 228L209 225H207L205 227H203V225H201ZM80 227H82V226L80 225ZM85 227L83 225V228H85ZM224 227L228 228L227 225ZM252 227H251V229H252ZM78 228H79V226H78ZM78 228H76V229H78ZM103 228H105V229H103ZM162 228L163 229L166 228V230H164L165 231L164 234L167 236L170 232L176 233V231H177L178 232L176 235L177 237L173 236L177 239H175V238L173 239V237H170V235H169L168 237L170 239L171 238L173 239L170 242L168 237L163 235L164 231H162ZM253 228L255 229L256 227L254 226ZM80 229H78V230H80ZM143 229H145V231ZM150 229H151L152 233L150 231H147ZM156 229H157V231H161L163 236L161 234H159L160 236L155 234ZM181 229H182V231H181ZM254 229H252V230L254 231ZM18 230H20V231L22 230L23 234L21 235V237H19L20 236L19 232L16 233V231H18ZM98 230L95 232L96 234H97ZM101 230H99V231H101ZM104 230H106L108 232V235L110 237H111L110 234H112V236H114V237L113 238L108 237V240H107L106 237L108 235L106 234V232H104ZM111 230H112V232H114L115 235H113V233H111V232L109 233V231H111ZM62 231L64 233L66 231H68L67 234L65 233V235L67 237H64L65 235L63 236ZM143 231L146 233H143ZM166 231H167V233H166ZM211 231H210V233H213V231L212 232ZM228 231L226 230V232H228ZM233 231L234 230L231 228L230 229V232H231L230 236L233 235ZM255 231L258 232L257 229ZM60 232H61V234H59ZM161 232H159V233H161ZM199 232H204L206 234L205 235L202 233L203 236H206V237H204L205 239L201 236V234ZM206 232L210 235V236L208 235L209 237H207ZM235 232H236V229H235ZM262 232L264 233V229H263V231H261V235L263 237L264 234ZM186 233L183 232L181 234H186ZM198 233L200 234L199 236H197ZM237 233H239V232H237ZM237 233H235L236 238L234 237L235 235H233V237H234L233 239H235V240H237L238 239L237 237H239ZM20 234H21V232H20ZM173 234H171V235H173ZM99 235H97V236H99ZM119 235L116 236L115 238L118 237V239H120ZM139 235L140 236H138V234H136L137 238H136V236L133 237L137 240L136 242H138V240H140V237H142L140 240L141 242L138 243V244L141 243L140 245H142V246L139 247V245H138L137 246L138 249L135 248L136 246L134 245V244H136V242L133 243L132 239L128 238V240H127V237H123V236H122L123 238L122 237L121 238H122V240L125 238L124 241H126V242H124V244L127 246L129 245L130 246L129 249H128L129 246L128 247L125 246L121 239L118 240L119 242L117 241L118 243L114 242V241L111 243H113V248L118 244H119L118 246L120 247L121 246L120 242L122 241V244L124 246L123 248L127 247L128 252L130 250L129 253L133 252L136 254L138 251L136 252V251H131V250H134V249L140 250L142 247L145 248V246L147 248V246H150L149 244L152 243V242H150V240L154 239L156 237L155 236L154 238H152L151 236H153V235H151L150 237L145 235L146 238L147 237L150 238V239L148 238L149 244H147V242H146V245H145V241H147L146 238L143 237V235H141V234H139ZM240 235H241V233H240ZM11 236H13L15 240L17 239L16 244L14 243V241L12 239L13 237L11 238ZM15 236L18 238H16ZM184 236L186 238V235H181L180 236L181 238L179 237V240L181 239L180 244H179L180 246H182V244H183L182 242H184L185 240L190 241V239H191L190 237L189 238L187 237L188 239L187 238L185 239ZM242 236H240V237H242ZM211 237H212V239L209 240V238H211ZM10 238L12 241L10 240ZM56 238H57V240H56ZM115 238H114V240H115ZM163 238H161L162 241H160L161 240L160 238H159L160 240L159 239L158 240H159V242H162L163 244H165V242H164L165 238H164V240H163ZM207 238L210 242L208 241V242H206V244H204V242L206 241ZM231 238H229V239L232 241H230V240L229 241L235 243V240H233ZM104 239L107 240V243L104 241ZM239 239L244 240V237L239 238ZM263 239H264V237H263ZM130 240L133 243L132 247H134V249H132V247H131L132 243L129 244ZM154 240H153V242L155 245L152 244L153 245L152 247L155 246L154 247L155 249H153L150 246V248H152L151 251H154L153 252L154 255L155 254H161L164 252L163 255L162 254L160 255L161 258H160V256L157 255L158 258L162 261V256L164 257V254L165 255L168 254L167 256H169L171 246L170 245H168L169 247L166 246V248H169L170 250L165 251L164 250V249H166V248H164L165 246L161 245L162 246L161 247L159 245L160 243L158 242L159 244H157L156 243L157 241H154ZM21 241H23V242H21ZM62 241H60V242L62 243V245H64L65 242L64 241L62 242ZM192 241L190 242L191 244L193 243ZM12 242L15 245H12L13 244ZM69 242H67V243H69ZM127 242H128V244H126ZM188 242H185V243L188 245ZM30 243L31 244L36 243V245L34 244L36 246V251H35V246L32 244L34 246L33 247L34 250H33ZM61 243L59 245H61ZM75 243L79 246H77ZM114 243H116V244L114 245ZM177 243H179V241H177ZM207 243H208V245L211 243L209 246L213 247V248L211 249L209 246H206ZM71 244H73L72 246H75V245L76 246L72 247ZM143 244H144V246H143ZM216 244H217V246H220V247H217ZM229 244H230L229 246L232 247L231 248L232 250H229V246H226V248L228 247V249H225V247L223 249H225L224 251H227L229 253V255H232V253L230 254L229 251L233 252V250H234L233 246L234 245H231V243H229ZM9 245L14 246V247H12L13 248L12 250H11V247H9ZM105 245H103V246H105ZM156 245L157 246L159 245L158 247H161V248L158 249L156 247ZM179 245L178 244L176 245L178 250L180 249L179 250L180 253L178 252V254L180 256H178V257L184 258V256L188 254L186 252L188 250H186L185 251L186 253L183 256H181L183 254V252L181 254V251H184L186 247L181 248ZM187 245H184V246H187ZM193 245H191V246H193ZM225 245H228L227 242L225 243ZM263 245H264V242H263ZM176 246H174V248H172L173 251H174V249L176 250V248H175ZM194 246L191 248L188 245V247L186 248V249L192 250V251L189 250V252L191 253V254L189 253V256L190 255L196 256V254H197L196 252L201 251V247L198 246V248L195 249L196 247H194ZM70 247H72V249H70ZM119 247H117L118 250L122 248V246H121V248H119ZM208 247L211 250H208L207 249ZM199 248H200V250H199ZM251 248L252 247H250L249 249H251ZM57 249H59V250H57ZM90 249H91V247H90ZM116 249H115V252L118 251ZM181 249H184V250H181ZM193 249L196 251L193 252L194 251ZM220 249L217 252L214 251V252H216V254L213 252L212 253L217 255L218 252L223 251ZM249 249H247L246 252ZM99 250H101V251H99ZM109 250H104V251L109 252ZM112 250H114V249H111V251L109 252V255L107 254L108 252L102 251V252L106 253L104 256H101L104 254L101 252L102 254L100 256L103 257V258H101L102 259L101 263L104 261L107 262V260H105L104 258H106L110 261L113 260L111 258H115L113 260L114 261L113 263H115L117 256H118L117 260L121 258V257H119V255L123 253V252H121L122 250L121 251L119 250L120 253L118 251L116 253L117 255H114L115 252H113ZM141 250L145 251V253H147V250L150 252L149 249H141ZM155 250L156 251L160 250V251H159V253H156ZM143 251H141V252H143ZM168 251H169V253H165ZM177 251H175V252H177ZM203 251H202V254H203ZM249 251L252 252L253 255H262L263 256V257H261L262 260L260 259V256H258V257L261 260V262L262 261L264 262V260H263L264 254H256L257 251H255V254H254L253 251H251V250H249ZM263 251H262V253H263ZM128 252L127 253L124 252L123 254L127 256L129 254ZM149 252L147 253V255L144 254L146 256V258H148V260H149L148 255L152 253V252L151 253H149ZM171 252H172V250H171ZM175 252H174V254H173V252L171 254L175 255ZM62 253L65 254L64 257H63ZM212 253L210 252V254H212ZM82 254H83V251H81V255ZM110 254H112V256H114V257H110V259H109L107 257L110 256ZM131 254H129V255H131ZM135 254H133V255H135ZM141 254H143V253H140V255ZM152 254H151V256H152ZM199 254L200 253H198V255ZM213 254H212V256H213ZM219 254H221V253H219ZM224 254H227V253H224ZM224 254H223V256L218 255L219 256L218 259H217V256L215 257V255H214V257L211 256L210 259L208 258L210 255H206V254L205 255L207 256V258H206L207 260H212L213 264H215L214 263L215 258L217 259L216 261L220 260V262L224 263V261L221 260L223 258L226 262V256H224ZM33 255L35 257L38 256V258L35 259V257H33ZM106 255H108V256L105 257ZM129 255L127 258L131 259L133 257V259L130 260L129 264L130 263L133 264L134 259H135V262H138L139 258L141 257L138 253L136 254L137 255L136 257H138V259L134 258L133 255H131V257ZM198 255L195 258H197L196 260L199 259L201 261L202 259ZM205 255H204V257H205ZM167 256L165 258H167ZM227 256H228V254H227ZM68 257H71L73 260L70 258L71 259V262H70V259ZM175 257L177 260L175 259ZM201 257H202V255H201ZM228 257H229V261L232 257L235 259L234 256H232V257L228 256ZM146 258L142 262L141 261L142 257H141L139 264L140 263L147 264L144 261H147L149 264H151L150 263L151 258H153L152 261L153 260L156 261L155 257H151L149 261ZM158 258H157V260H159ZM169 258L172 259L171 256ZM173 258L176 260L177 263H180L182 260V259L180 260V258H177V255H175ZM186 258L189 261L187 264H190V262H193V261L195 263V261H196L193 257L190 259V257H188V256H186L183 260H185ZM78 259H80V260L78 261ZM122 259H123V256H122ZM136 259H137V261H136ZM178 259L180 262H178ZM192 259H193V261H192ZM206 259L204 258L205 261L202 260L203 262L202 261L201 262L204 264L207 261ZM259 259H258V263H260ZM117 260H116V263L118 262ZM124 260H128V259H126V257H125ZM173 260L171 261L169 259L168 264H171L170 262H173ZM187 260H186V262H187ZM199 260L197 261L198 264H202V263H199ZM54 261H55V263H54ZM61 261H59L58 264H60ZM74 261H76V262L72 263ZM154 261L152 264H154ZM159 261L158 262L156 261L157 264L159 263ZM161 261H160V264H161ZM96 262H98V261H96ZM165 262H167V260H165ZM165 262L163 260L162 263L164 264ZM186 262H184V264H186ZM212 262L210 261L209 264H211ZM227 262H226V264H228ZM231 262H229V263H231ZM65 263H63V261H62L61 264H65ZM94 263H92V264H94ZM101 263L99 260V264H101ZM109 263L111 264L112 262H109ZM119 263H122V262L119 261ZM126 263L128 264V261H126L125 264ZM216 263L218 264L219 262H216ZM223 263H221V264H223ZM234 263H237L236 259H235ZM95 264H97V263H95ZM103 264H107V263H103ZM122 264H124V262ZM135 264H138V263H135ZM172 264H175V261ZM180 264H182V263H180ZM195 264H197V263H195ZM240 264H242V263H240ZM260 264H264V263H260Z\"/></svg>","mask_w":264,"mask_h":264},{"label":"rangeland","instance_id":"374dc122","mask_svg":"<svg viewBox=\"0 0 264 264\" xmlns=\"http://www.w3.org/2000/svg\"><path fill=\"white\" fill-rule=\"evenodd\" d=\"M10 1H11V0H9V2H10ZM13 1H14V0H13ZM13 1H11L10 3H13ZM24 1H26L25 5L23 4L24 7H23L22 5H20V4H19L18 7H15L16 5H14V7H13L14 9L12 10V12L5 13V14H4V13H0V51L2 50L1 53H0V56L2 55V56L0 57V65H4V64H5V63H3V61H4V59L7 58V57H8L9 59H12L11 56L13 55L14 57L16 56L15 58L18 60L17 55L19 54V58H20V57H22V56H20V55L23 54V58L20 59L21 62H22V63H21L22 68L19 67V69H20V70H19V71H20V72H19V73H20V83H21L20 85H19V83H18L19 80H18V82L16 81V80L18 79V77H16V80H15V78L13 77V75H12L10 72H9V73L7 72L9 69H7V68H5V67H3V66H0V93H1V94H0V115H2V114H6V115H3V117H0V123L3 124V125H6L7 127H9V129H12V131H13L14 129H17V130H19V131L22 130V129H20V128H19V129L17 128V127H20V126H22V125H20V126H18L19 124H18L17 126L14 125V123H12V122H13L12 119H11V121H10V120H5V119H3V118H7V119L9 118V119H10V118H12L15 114L18 113V111H17L18 108L16 107V109H14V108H13L14 106H13V107L11 106V105H14V104H15V106L19 105V109H21V110L24 109V110H25L27 107L30 108L31 104H30L29 102H31V103L34 102V103L32 104V106H33L34 109H32V106H31L30 109H32V111L35 110V111H33V112H37L36 110H39L38 113H42V112L40 111V110H41L40 107H41V105H42V107H43V104H44V102H45L46 105H49V106L46 107V105L44 104V105H45V109H47L48 107L52 106L53 109H52L51 111L55 112L57 115H59V113L64 114L63 111H65V115H64V117H65V116L68 117V115H69V118H70V116H72V118H73L74 116H73L72 114H69V113H68L66 110H64V109L62 110L63 107H62V108H59V107H58V106H63V105H65V103H66L65 101H67V100L69 101V99H71V102L69 101L70 103H73V102H76V101H77L76 103L83 104V106L80 105L81 107H84V108L88 107V108H90L91 110H94V109H95L94 111H97V110H98L97 108L101 109L100 107H103V106H102V105H103V102H102L101 100H104L105 98H106V99H109V97H110V99H111V100L109 99L108 101L105 100V102H106V101L108 102V103L106 102L108 105L110 104L111 101H114V100H115V101H114L115 103H118V102H116V98H115V96H116V95H115V94H116V91H115V90H117L116 87L118 88V86H115V85L112 83L111 79H109L107 76H104V75H102V74L92 75V76H93V77H92L93 79L90 78V77H89V79H88V80L91 79V80L89 81L90 83L88 82L87 78H81V77H80V78H81V79H80V78L78 77L81 81L77 78L78 73H76L77 71H76V72L74 71V69L76 70V67L74 66V64H75V61L78 60V58H79V57H78L79 55L77 54V52H78V53H81V51H80L79 49H76V48L73 49V48H72V47H73V42H72V40H71V38H70V36H69L70 32H71V31H74V29L78 26L77 23H76L75 26H73L72 28H70L71 30H70L69 28H67L68 30H67V29L61 30V28H63V27H62V23H60L59 20H58V21H56L58 24H54L53 27H52V32H53V33H50V34H49V31H47V30L44 28V22H46V21L48 20V19H47V16L50 17L49 10L53 7V4L57 2V0H49V1H44V0H24ZM76 1H77V0H76ZM78 1H81V0H78ZM126 1H127V0H126ZM126 1H125V2H126ZM125 2H124V4H127L129 1L126 2V3H125ZM242 3H243V6H244V9H245V10H244V14H243L242 16H239L240 13H239L238 15H235V14L233 13V14L231 15L232 18H230V19H229V18H226V19H225V20H227V21H226V23H227L226 26H223L222 23L219 24V22H220L221 20L223 21L224 18L221 17L219 14H217V12L214 11L212 8H208V9H206V13H207V14H206V16H204L203 19L200 20V26H199L198 23H197L198 21H195V19H193L192 24H191L190 22H188V19H190V17H192V14L190 13V11H185V12H182V11H181V12L178 14L177 17L172 16V18L168 19V21L166 20L167 28H168L166 34H167V36H168V41L170 42V45H171L172 48H173V53H176V52H178V53H177L176 55L172 54L171 57L169 58V60H167V61L164 62V63L167 64V65H168L169 63H170L171 65H173L174 63H173L172 61H174L175 59L178 60V58H181V57H179V55L182 56L183 52H186V51L189 52V50H186V48L184 47V45H183V47H181L182 49L179 48V49H180L179 51H178L177 49L175 50V47H174L175 42H177V41H178V42H181L182 39H183V37H184L183 34H182V33H183L182 30L185 29V31H186L187 29H189V28L191 27V29H194V31H196V33H197V32H204V33H205V37H204L203 40H200V42H199L200 47L198 48L197 53H196V55H197V54H198V55H199V54L201 55V56H200V55H199V56H200V58H201V64H200V66H201L202 68L200 67V68H199L200 70L197 69L199 72H198L197 70H195L197 75H196V74H194V75H196L197 78H199L200 81H198V82L201 83L200 86L202 85L203 82H205V83L207 82V84H208V87H206L207 89L210 88L211 91L213 90V93L215 92L214 90H218V91H216V93H215L214 95H216L217 93H218V95H219V93H221V94H223V97H224L225 99H226L227 97H228V98L230 97V98H229L230 101H232L233 99L236 100V101L238 100V102L235 101L234 103H235V104L237 103V104H240V105H241V103H243L242 105H244V103L247 102V101L245 102V99H246V97H247L250 93L248 92V95H247V91L249 90V89H248V86H247V85H249V84H247V82H248V81H247V78H248V77H247V78H245V79H246V83H245V84H247V85L243 84V85L245 86V88L248 89V90H245V88L243 89V91L246 93V97L243 96L244 98H242V99L239 98L240 95H242L244 92L241 91V89L243 88V87H242L243 85H242V83H241V82H242V81H241V79H242L241 77H243V76H242V75H238V76H237L236 74H234V73H236V72H238V73L240 72V71H236L238 68L242 69L243 66H248V68H250V71H249L250 73H249V75L251 76L252 73L254 72L253 75H255V77H256V87H257L258 89H263V88H264V85L262 84V83H264V73L262 72V70H259V68L256 67V66H255V68H254V66H253V67H250V66H251V64H250V63H251V58H252V57H253V58H256V57H257L258 50H257V49L255 50V48H253V47H249V45H251V43L256 42V40H258V38L261 37V36H259V35L255 32V29L257 28V22L259 23V21H260L261 18H260L259 16H257L256 13H254V12L258 11V10H255V9H256V5L254 4V2H253L252 0H243ZM127 5H128V4H127ZM127 5H126V6H127ZM129 5H130V7H131L132 9H134L133 7H136V6H132V5H133L132 3H130ZM129 5H128V6H129ZM17 8H18V9H17ZM21 8H22V9H21ZM19 9H21V10H19ZM14 10H16V11H14ZM17 10H18V11H17ZM17 12H18V13H17ZM47 12H48V13H47ZM16 13H17L18 16L16 15ZM1 14H2V15H1ZM6 15H7V16H6ZM12 15H14L15 17L12 18ZM10 16H11V17H10ZM45 16H46V17H45ZM244 16H245L246 18H245ZM3 17H4V18H3ZM49 17H48V18H49ZM240 17H242L243 19L240 18ZM248 17H249V21L247 22L246 20L248 19ZM1 18L5 19V20H3V19H1ZM6 18H7V19H6ZM205 18H206V19H205ZM255 18H257L256 23H255V21H254ZM7 20H9V21H11V22H9V21L7 22ZM67 22H68V21H67ZM171 22H174V23H171ZM11 23H12L13 25H12ZM171 25H172V26H171ZM173 25H174V26H173ZM3 26H5V27H3ZM12 27H13V28H12ZM222 27H224V28H222ZM56 28H57V29H56ZM172 28H173V29H172ZM219 28H220V31H222L223 33H228V36H229V38L232 39V41H230L229 38L224 37V35L222 34V32L219 33ZM11 29H13L12 32H11ZM72 29H73V30H72ZM217 29H218V30H217ZM9 30H10V31H9ZM14 31H16V32L18 33V34H17V37H18V38H16V37L14 36V35H15V34H14ZM187 31H188V30H187ZM181 32H182V33H181ZM12 33H13V34H12ZM177 33H178V34H177ZM55 34H56V35H55ZM181 34H182V35H181ZM12 35H13V36H12ZM179 35L182 36V37L178 38ZM184 35H186V34H184ZM245 35H246V36H245ZM14 37H15V38H14ZM185 38H187V36H185ZM15 39H16V40H15ZM175 39H176L177 41H176ZM178 39H180V40H178ZM234 40H235V41H234ZM252 40H253V42H252ZM173 41H174V42H173ZM216 41L222 43V48L225 47L224 50H223V49H219V50L222 51V52L214 50L213 45H215L214 43H215ZM237 41H238V42H237ZM250 42H251V43H250ZM173 43H174V44H173ZM237 43H238V44H237ZM239 43H240V44H239ZM184 48H185V49H184ZM252 48H253V49H252ZM6 49H7V51L10 52V53L8 52L9 55H10L12 52H14V53L11 54V56H10L11 58H10L9 56H7L8 53H7V54L5 53ZM195 49H196V48L194 47L193 50H195ZM251 49H252V50H251ZM249 50H250V51H249ZM254 50H255V54L253 53ZM182 51H183V52H182ZM204 51H205V52H204ZM207 51H208V52H207ZM256 51H257V52H256ZM45 52H46V53H45ZM188 52H186V53H188ZM217 52H219V53H217ZM3 53H5L6 55L3 54ZM41 53H44L45 56H47V53H48L49 57H50V56H53V57L50 58V59H53V61H55V62H54L55 65L53 64V61H52V60H51L52 63L50 64L51 61H50L49 59H47L48 57H46V59H47L49 62L45 59V60H46V61H45V64H43V63H44V60H43V58H42L43 61L41 60V57H42V54H41ZM204 53H205V55H204ZM206 53H207V54H206ZM40 54H41V56H40ZM215 54H216V57H215V58H217V57L219 56L218 58H220L219 61H221V62H220L221 64H222V62L224 61L222 66L224 67V69H226V71H225L224 69H222L223 67H220V66H221L220 63H219L220 66L218 65V62H217V61H218V58H217V60L213 58ZM223 54H224V55H223ZM245 54H247L248 56H247V55L245 56ZM263 54H264V49H263ZM198 55H197V56H198ZM207 55H209V56L206 57ZM249 55H250V56H249ZM252 55H253V56H252ZM4 56H5V57H4ZM6 56H7V57H6ZM176 56H177V57H176ZM43 57H44V56H43ZM172 57H173V58H172ZM250 57H251V58H250ZM1 58H2L3 60H2ZM44 58H45V57H44ZM73 58H74V59H73ZM185 58H190V56H189V55H186ZM209 58H210V59H209ZM212 58L214 59V61H209V60H211ZM223 58H224L225 60H223ZM72 59H73V60H72ZM172 59H173V60H172ZM221 59H222L223 61H222ZM226 59H227V61H228V59H229V60H231L232 62H234L233 64H235L234 67H235L236 69H233V70H234L235 72H234L232 69H231V71H230L229 68L226 67V65H225V64L227 63ZM248 59H249V60H248ZM1 60H2V61H1ZM74 60H75V61H74ZM170 60H172V61H170ZM176 60H175V61H176ZM179 60H184V59L182 58V59H179ZM215 60H216V61H215ZM168 61H169V62H168ZM248 61H249V62H248ZM4 62H5V61H4ZM39 62H42V63H41V66H40V63H39ZM46 62H47L48 64H46ZM209 62H211L212 64L209 63ZM213 62H217V64H216V63H213ZM225 62H226V63H225ZM18 63H19V62H18ZM38 63H39V64H38ZM208 63L210 64V65H209V68L211 67V68H210L211 70H210V69L208 68V66H207ZM248 63H249V64H248ZM24 64H25V65H24ZM52 64L54 65V66H52V67H54V68L51 67ZM170 64L168 65L169 67L171 66ZM205 64H207V65L205 66ZM213 64H215L216 67H215V65H213ZM30 65H31V66L33 65L32 68H33V67H34V69L36 68V70L39 72V73H38L39 75H38V74H37V75H38V76H41V78L39 77V79H40L39 82H40V83L37 81V86H38V84H39V86H40V84H42V85L45 84V83H44V84L41 83V82H43V81H41V79H42V80L45 79V81L49 80V77H50V76H49V77L46 76L48 72H49V73H48L49 75L51 74V77H54V78H51L52 80L50 79L54 84H53L51 81H49V82L47 81V83H49V84L52 83V84H53V85L51 84L52 86H50L49 84L46 83L45 86H46V87L48 86V87H47V91L43 89L45 86L43 87V86L41 85L40 87H39V86L36 87V85H35V84H36V83H35L36 81L30 77V74L28 75V73L33 72V70L31 71L32 68L30 67ZM38 65H39V66H38ZM167 65H166V66H167ZM211 65H212V66H211ZM36 66H38V67H36ZM40 67H41L42 70H45V71L41 72L42 70L40 69ZM205 67H206V68H205ZM218 67H219V68H218ZM225 67H226V68H225ZM237 67H238V68H237ZM3 68H5V69H4L5 71L3 70ZM30 68H31V69H30ZM37 68L40 69V71H39ZM50 68H52L53 70L51 69V70H52V71H51ZM170 68H171V67H170ZM179 68H180V67H179ZM179 68H175V66L173 65V67L171 68V69H172L171 72H174V73H172V75L170 74L169 78L173 79L174 82L179 83V84L181 83V84L183 85V83H182L181 80H182V79H185V78L188 76V73L185 72V73H186V76H185L184 71H182V70H183V67L180 68V69H182V70H181L182 72L179 71V70H180ZM207 68H208L209 70H208ZM214 68H215V69H214ZM216 68H217V69H216ZM251 68H252V69H251ZM173 69H174V70H173ZM227 69H228V71H227ZM54 70H56V72H55ZM212 70H213L214 72L217 73V74L215 73V75H217V76H216L217 78H216V77L214 78L215 75H214V72H213ZM215 70H216V71H215ZM263 70H264V64H263ZM37 71H36V72H37ZM50 71H51V72H50ZM211 71H212L213 73H211ZM6 72H7V73H6ZM34 72H35V70H34ZM40 72H41V73H40ZM44 72H45V73L47 72V73L45 74ZM52 72H54V73H52ZM57 72H58V74H59V72H61V73H60L61 75L56 74L58 77H56V76L53 75V74H55V73H57ZM208 72H210V73L213 75V79H210V78L212 77V75H211L210 73H208ZM5 73H6V74H5ZM17 73H18V72H17ZM75 73H76L77 75H74ZM238 73H237V74H238ZM9 74H11V75H9ZM41 74H43V75H41ZM44 74H45V75H44ZM183 75H184V76H183ZM235 75H236V76H235ZM10 76L12 77V79H13L14 82L11 80V77H10ZM42 76H43V77L45 76V77L43 78ZM60 76H61V77H60ZM72 76H75L76 79L78 80V82L80 81V83H79V84L73 83V82H75V81H77V80L71 82V80L74 79V78L71 79ZM181 76H183L182 79H181ZM191 76H192V75H191ZM209 76H210V77H209ZM218 76H219L220 78H219ZM234 76H235V78H234ZM240 76H241V77H240ZM21 77H23V78H21ZM46 77H47V79H46ZM98 77H99L100 80H101V81H99L100 83L97 81V78H98ZM184 77H185V78H184ZM222 77H226V79H231V78H232L231 81H230V82H232V84L234 83V82H233L234 80H235V82H237V84L235 83L236 85L241 84V87H242V88L240 89V91H241L242 94L240 93V91H239V93L235 94V97H236L237 95L239 96V97L237 96L238 98L236 97L237 99H235L234 96H233V99H232V98H231L232 96H229L228 94H226V93H227V90L225 91L224 88H226L228 85H230V84H229L230 82H229V80H226V81L224 82L225 79L222 78ZM236 77H237V78H236ZM238 77L240 78V80H239ZM251 77H252V76H251ZM25 78H28V79H25ZM99 78H98V79H99ZM107 78H108V79H107ZM194 78H196V77H191V80L194 81V80H195ZM205 78H208V81H207ZM221 78H222V79H221ZM249 78H250V77H249ZM21 79H22V80H25V81H22V82H23V83H22V82H21ZM54 79H55V80L58 79V81H55V82H54V81H53ZM83 79H84V80H83ZM85 79H86V82H85ZM202 79H204L203 82H202ZM217 79L222 80L224 83H226V82L228 81V83H226L225 85H224V83L221 84L220 82H222V81H218ZM223 79H224V80H223ZM237 79H238V80H237ZM245 79L243 78L242 80L245 81ZM29 80H31V81L29 82ZM33 80H34L35 82H34ZM92 80H94V81L92 82ZM205 80H206V81H205ZM26 81H28V82L26 83ZM45 81H44V82H45ZM83 81H84V82H83ZM96 81H97L99 84H102V83H103V84L106 86V88H108V92H111V94H112V93L114 94V96H113L114 99H112V97H111L113 94L111 95V94H109L108 92H107V94H109V96L107 95V97H105V96H106V95H105L106 93L104 94V90H106V88L104 89L105 86L103 85V87H99V86H102V85H99V84L97 85ZM195 81H197V79H196ZM239 81H240V83H238ZM24 82H25V83H24ZM32 82H34L35 84L33 85ZM78 82H77V83H78ZM13 83H15V84H13ZM16 83H17V84H16ZM71 83H73L74 85L71 84ZM111 83H112V85H110ZM194 83L196 84V82H194ZM205 83H203L202 86H205V85H206ZM243 83H244V82H243ZM9 84H10V85H9ZM107 84H109V85H107ZM181 84H180V85H181ZM204 84H205V85H204ZM23 85H24V86H23ZM113 85L115 86V87H112L113 90H114V92H112L113 90H112V88H111V86H113ZM223 85H224V86H223ZM261 85H262V87H261ZM6 86H7V87H6ZM107 86H108V87H107ZM109 86H110V87H109ZM194 86H195V85H194ZM202 86H201V87H202ZM206 86H207V85H206ZM222 86H223V87H222ZM239 86H240V85H239ZM258 86H259V87H258ZM5 87H6V88H5ZM20 87H22V88H20ZM49 87L54 91V92H53V95H52L51 98H53L55 101H56V98H54V97H55L54 93L56 94V97H57V99H59V101H61V100H60V97H61V99L63 98L62 101H64V98H65V97H63V96H66V98H67V97H69V98H67V100H65V101L63 102V104L60 103L59 105H58V103L55 104L56 102H58V100L55 102L53 99L50 98L51 100L49 101L48 98H47L48 96H46V95H48L49 92L52 94V90H48V89H50ZM52 87H53V88H52ZM98 87H99V89H98ZM7 88H9L8 90L10 91L9 93L11 94V96H12V94H13V95H14V94H17V95L22 94L21 98H19V99H17V100H16V99H13V98H10V100H9V98H8V101H10V103H11V105H10V103H8V102L6 101V102L10 105L9 107H8V105L5 104L6 102H4V101L7 99V97L4 96V95H2V94L4 93V91L7 90ZM38 88H39V90H41V91H38V92H37ZM100 88H103L104 90H100ZM128 88H132V89L134 90V88L131 87V86H130V87L128 86ZM45 89H46V88H45ZM109 89H110L111 91H109ZM194 89H195V87H194ZM210 89H208L209 92H211ZM76 90H77L78 93L75 92ZM96 90H97V91H96ZM98 90H100V91L103 92V93H101V92L98 91ZM190 90H191V91L193 90V88L191 89V86H189V88H188V92H189V93H191ZM13 91H14V92H13ZM28 91H29V94H32V93H33L32 91H34V93L37 92V94H39V93L41 94V92L43 93V91H45L46 94H45V93H43V95L41 94V95H42V97H41L40 95H36V94L33 93V94L36 95L37 97L35 96L34 98L32 97V98H29V100H28L27 97H25V94H26V92H28ZM93 91H95L96 93L93 92ZM106 91H107V90H106ZM91 92H92V93H91ZM99 92H100V93H99ZM194 92H195V91H194ZM196 92H197V91H196ZM225 92H226V93H225ZM86 93H89V94L87 95ZM90 93H91V95H90ZM93 93L95 94V96H97V95H98V96L94 98V96H92ZM134 93H135V92H134ZM213 93H212V94H213ZM58 94H59V98H58ZM99 94H100V97H99ZM225 94H226V95H225ZM60 95H62V96H60ZM104 95H105V96H104ZM110 95H111V96H110ZM243 95H245V94H243ZM1 96H2L4 99H5V98H6V99L4 100ZM23 96H24V97H23ZM38 96H39V97H38ZM53 96H54V97H53ZM91 96H92V97H91ZM101 96H104V98L101 97ZM226 96H227V97H226ZM19 97H20V96H19ZM43 97H44V98H43ZM90 97L92 98V100H91ZM25 98H26V99H25ZM37 98H38V99H37ZM41 98H43V99H41ZM46 98H47V100L49 101L48 103H47V100H45ZM73 98H74L75 101L72 100ZM97 98H98V99H97ZM99 98H100V99H99ZM228 98H227L226 100H229ZM24 99H25V100H24ZM30 99H31V100H30ZM35 99H36V100H35ZM39 99H40V100H44V101H43V102H42V101L39 102ZM94 99H95V100H94ZM96 99H97V101H96ZM231 99H232V100H231ZM239 99H240V100H239ZM2 100H3V101H2ZM18 100L21 101L20 104L18 103V102H19ZM32 100H35V101L32 102ZM52 100H53V102H54V104H55L54 107H53V105H52V103H53ZM98 100H99V101H98ZM241 100H242V101L244 100V101L242 102ZM246 100H247V99H246ZM13 101H14V102H13ZM15 101H18V102L15 103ZM37 101H38L39 103H38ZM62 101H61V102H62ZM72 101H73V102H72ZM101 102H102V103H101ZM105 102H104V103H105ZM114 102H112V104H110L111 106L109 105L110 107L113 106L112 109H111V108L105 103L106 106L109 107L108 109H111V111H113V109L115 110L117 107H120V106H118L119 104L117 105V104H115ZM2 103L5 104V106L8 107V108L6 107L7 110H4V109H5V108H4L5 106L3 107V106H2V105H3ZM13 103H14V104H13ZM35 103H36V104L38 103V105H35ZM40 103H41V105H40ZM76 103H74V104H76ZM96 103H98V104H96ZM99 103L102 104V105H100ZM232 103H233V101H232ZM234 103H233V104H234ZM247 103H248V102H247ZM29 104H30V105H29ZM61 104H62V105H61ZM235 104H234V105H235ZM237 104H236V105H237ZM76 105H78V104H76ZM94 105H97V107H95ZM98 105H99V106H98ZM114 105H115V106H114ZM91 106H94V107H91ZM104 106H105V105H104ZM106 106H105V107H106ZM10 107H12V108H11L12 110H8ZM29 108H28V109H29ZM50 108H51V107H50ZM88 108H86V109H88ZM93 108H94V109H93ZM103 108H104V107H103ZM103 108H102V109H103ZM19 109H18V110H19ZM45 109H42V110H45ZM108 109H107V111H108ZM118 109H120V108H117L116 110H118ZM13 110H14V111H13ZM26 110H27V109H26ZM49 110H50V109H49ZM103 110L106 111L105 109H103ZM22 111H23V110H22ZM32 111L30 110L29 112H28V111H25V112H28V114L30 113L29 115H32V114H31ZM47 111H48V110H47ZM98 111H99V110H98ZM109 111H110V110H109ZM19 112H21V111H19ZM43 112H45V111H43ZM66 112H67L68 115L66 114ZM23 113H24V112H23ZM38 113H37V114H38ZM45 113H47V112H45ZM48 114H52V113H50V111H49ZM56 114H54V116H55ZM62 114H61V116H62ZM20 115H21V114H20ZM20 115H19V116H20ZM26 115H27V114H26ZM35 115H36V113H35ZM40 115H41V114H40ZM57 115H56V116H57ZM4 116H6V117H4ZM16 116H18V115H16ZM16 116H15L14 118H16ZM19 116H18V117H19ZM37 116H39V115H37ZM59 116H60V115H59ZM59 116H58V117H59ZM18 117H17V119H18ZM14 118H13V119H14ZM72 118H70V119H72ZM75 118H76V119H75ZM73 119L77 120V117H74ZM73 119H72V120H73ZM78 119H79V120H77V121H79V122L76 121L77 123L82 122V121H80V119L82 120L81 117L78 118ZM14 121H15V119H14ZM17 121H18V120H17ZM73 121H74V120H73ZM16 124H17V123H16ZM0 126H1V125H0ZM14 127H15V128H14ZM13 128H14V129H13ZM14 131H15V130H14ZM0 136L4 137L3 135H0ZM4 138L6 139V142L1 143V144H7V146H9L14 152H16V154L18 155L19 158H20V156L24 155V154H22V153H19V152L16 150V148H15V146H17V145H21V144H18V143H17L15 140H13V138H11L10 136H5ZM130 141H131V140H130ZM132 141H133V140H132ZM134 141H135V140H134ZM135 143H136V142H135ZM125 144H126V142H125ZM125 144H123V145H125ZM127 144H131L132 146H128ZM127 144H126V145H127V148H126V149L129 151V153H127L126 155H125V153H124L123 158L125 159V161H127L126 159H131V161H130V160H128V161H130V162H131L130 164L132 165V164H134V163L132 162V160H133V159H136V158H135V157H136L135 154H133L134 157H133V155H132V152H133V151L135 152V149H134L133 147L136 146V144H133L132 142H131V143H127ZM137 146H138V143H137ZM123 147H124V149H125L126 146H122L121 149H123ZM132 148H133V149H132ZM137 148H138V147H137ZM124 149H123V150H124ZM123 150H122V151H123ZM139 150H140V149H139ZM87 151L89 152V150H87ZM87 151H82V152L80 151V152H81L82 154H84V152H87ZM125 151H126V150H125ZM128 151H127V152H128ZM136 151L139 153L138 149H137ZM80 152H79V150L77 151V153H76V151H75V152L73 151V153H75V154L78 155V156L81 155ZM94 152H95V151H94ZM123 152H124V151H123ZM134 152H133V153H134ZM141 152H142V151H140V153H139V158H140V156H143V154H142ZM143 152H145V151L143 150ZM149 152H150V151H148L147 154H148ZM78 153H79L80 155H79ZM92 153H93V151H92L90 154H92ZM60 154H61V155H60V156L58 155V158H57V157H56V158H57V161L59 162V165L61 164L60 166L63 167V168L66 167V164L68 163L69 158L74 160V156H73V155H75V154H72V151H71V153L69 152V155L72 154L73 158H71L72 156H69L68 159H65V158L68 157V154L65 153V154H66V155H65L64 152H63V153L61 152ZM85 154H86L85 156H86V158H87V154H88V153H85ZM129 154L132 155V156L130 155V158H129ZM140 154H142V155H140ZM144 154H146V152H145ZM76 155H75V159L78 157V156L76 157ZM88 155H89V154H88ZM127 155H128V156H127ZM136 155H137V153H136ZM148 155H149V154H148ZM152 155H153V154H152V152H151L150 156H148V157H152ZM56 156H57V154H56ZM85 156H83V157L85 158ZM137 156H138V155H137ZM24 157H25V156H24ZM24 157L22 156L21 158H23V159H26V158H27V157H25V158H24ZM80 157L82 158V156H80ZM127 157H128V158H127ZM144 157H145V158H142V161H144L143 159L148 158V157H146V155H144ZM29 158H30V157H29ZM84 158H82L83 160H81V161H79V162L84 161V160H85ZM93 158H94V157H93ZM107 158H109V157H107ZM107 158H106V159H107ZM111 158H112V157H111ZM139 158H137L136 161H138ZM153 158L155 159V158H156V155H155V157L153 156ZM78 159H80V158H78ZM113 159H114V160H113ZM113 159H112V160H113V161H112V160L109 158V160H111V161H109L108 164H106V162H108V161L104 162V163L106 164V166L103 165L102 161H101V163H102V166H104L103 169H107V168H109L110 170H113L112 168H114L115 170L117 169L116 172H115L116 174H117V171L120 172V174L117 175V176H118V181H119V178H121V177H119V175H122V176H123V179L126 178V180H123V179H122V181H125V182H126V181L128 180V179H127V178H128L127 175H128L129 172L131 173V174L129 173V174H130L129 177H130V176H131V177H132V176L134 177V176L137 175V176H136V180H137V178L139 179V176H140V173H139V172H141V171H139L138 173H132V172H137V171H135V170H137V169H141L140 167H141V165H142V164H141L142 161H141V163L139 162L141 159L138 161V163H140L141 165L137 163V165H140V166H138L139 168L135 165V164H136V161H135V164H134L135 166H133V167H131V165L128 163L129 166H130V167H129V166H126L127 163H125L124 159H123L124 165H123V162H122V164H119V163H121V162H120V160H118L116 157L113 158ZM116 159L119 161L118 163H117ZM149 159H150V158H149ZM159 159H160V158L158 157L157 160L159 161ZM65 160L67 161V163H66ZM73 160H72V161H73ZM146 160H148V159H146ZM155 160H156V159H155ZM157 160H156V161H157ZM160 160H161V159H160ZM85 161H86V160H85ZM151 161L154 162V160H150V163H151ZM74 162L76 163V160H75ZM74 162H73V163H74ZM95 162H96V161H94V162L92 163V165H91L92 168L89 166V168H91V170L94 169V167H95V169H96V168H100V165H101V164H98L99 162H96V164H94ZM153 162H152V163H153ZM160 162H161V161H160ZM160 162H159V163H160ZM164 162H165V161H164ZM164 162L162 161V164H163V165H166V168H167L168 165H167L166 162H165V164H164ZM70 163H71V162H70ZM70 163H69V167H72V166H73V165H72L73 163L71 164V166H70ZM143 163H144V165H146V166L150 164L148 161H146V162L144 161ZM145 163H148V164H145ZM152 163H151V166H150V165H149V166L151 167L152 171L155 173L156 171H155V169H153V168H155L156 166H155V165L152 166ZM154 163H156V165H157L158 162H154ZM154 163H153V164H154ZM64 165H65V166H64ZM75 165H77V164H75ZM95 165H98V167H96ZM163 165H161L163 168H162V167H161V168L158 167L159 170L164 169L165 166H163ZM149 166H147V167H148L147 169H148L149 171H148L147 169H145V168H146L145 166H143V167H145V168L142 167L141 170H143V169H145V171L147 170V171H148V175L150 176V177H149L150 179L155 177L154 180H153V179L150 180L151 183H152L153 181H155V180L157 181V180L161 177V176H160L159 178L157 177V176H159V174H162V175H163V173L167 174L169 171H171L170 169H169V170L167 169V171H165V170H166V168H165V170L158 171L159 174H157V172H156V175H155V174H152V171L150 170V167H149ZM157 166H158V165H157ZM67 167H68V165H67ZM69 167H68V168H69ZM73 167H74V166H73ZM110 167H112V168H110ZM134 167H135V168H134ZM136 167H137V169H136ZM152 167H153V168H152ZM68 168H67V169H68ZM133 168H134V170H133ZM170 168H171V167H170ZM74 169H75V168H74ZM95 169H94V170H95ZM101 169H102V168H101ZM171 169H172V172H173V170H175V169H173V168H171ZM98 170H99V169H98ZM156 170H157V168H156ZM176 170H178V169H176ZM104 171H105V170H104ZM108 171H109V170H108ZM108 171H107V172H108ZM150 171H151V172H150ZM178 171H179L180 173L183 172V170H181V171L178 170ZM178 171H176V172L174 171V172H175V176H176V175L179 176L180 173L178 174ZM184 171L186 172L187 170H184ZM105 172H106V171H105ZM113 172H114V170H113ZM166 172H167V173H166ZM172 172H171V174H174V173H172ZM199 172H200V171H199ZM199 172H197L196 170H195V171H194V170H191V171L189 170L188 173H187V172H186V173L183 172V173H181V174H182V175H183V174H185V175L187 174V175H188L187 178H188V177H191V178L194 180V181H193L191 178H188V179H191V182L193 181V182L195 183L196 181H198V182H199V185H198V184H197V185L195 184L197 190L200 188V185H202L201 187L205 186V187H203V188H207V189H208V190L206 189L207 192L210 190V191H209L210 193H211V192H213V194H214V193H217V194H214L215 197L218 196V194H219V195L222 194V195L225 196V195L228 193L229 195H230V194H232V196L234 195V197L237 198V200L239 199V202L242 201V202H244V204H246V201H248V200H249V202L251 203L252 201L256 202V201H258L259 199H262V198H263V195H262L261 193H258L259 196L256 195L258 191L256 192V194H255V192L252 191V192L254 193V196H252V195H253V194H251L252 192H251V193L248 192V194H247V191H245L246 189L244 190V188H242V187H241V189H240V187H238V186H237V187H236V186L234 187V185H233V188H232V186H230V187H231V189H230L229 187L226 186L225 183L223 184V181H222L223 179H221L222 177L220 176L221 178H217V176L219 177V175H217V174L214 173V172H211V173H208V172H207L206 174H208V175H207V177H205V178H203V177H202L203 174L201 175V173H199ZM108 173L110 174V171H109ZM115 173H114V174H115ZM149 173L152 175V177H151V175H150ZM176 173H177V174H176ZM135 174H136V175H135ZM138 174H139V175H138ZM141 174H146V172H143V173H141ZM206 174H205V175H206ZM112 175H113V174H112ZM153 175H154V177H153ZM182 175L179 176V177H182V178H183V179L181 178L182 180H181L179 177H177V176H176V177H177V178H176V177H174V175H170V173H169V175L167 174V175L164 177V178H166V179H164V178H162V177H161V179L165 181V180H167V177H168V176H172L173 178H175V179H177V180L179 179L178 182L181 183L180 180H181V181H184V179H187L186 177H185V178L183 177L184 175H183V176H182ZM115 176H116V175H115ZM203 176H204V175H203ZM133 177H132V178H133ZM146 177H147V176H145V180L147 181L148 177H147V178H146ZM156 177H157V179H156ZM169 178H170V177H169ZM169 178H168V179H169ZM173 178H170V179L173 180ZM200 178H202V180H203V179H205V180H204L203 182H201L202 180H200ZM134 179H135V178H134ZM134 179H133L132 183L134 182ZM188 179H187V180H188ZM217 179H218V180L221 179V180H220V181H217ZM131 180H132V179L129 178L128 181H131ZM136 180H135V182H136ZM171 180H169V181H171ZM187 180H185V181L187 182ZM118 181H117V183H119ZM122 181L120 180V182H122ZM128 181H127V182H128ZM167 181H168V180H167ZM185 181H184V182H185ZM107 182H108V180H107ZM107 182H106V183H107ZM125 182H123V183H119V184L122 186V184L124 185ZM135 182H134V183H135ZM137 182H139V180H138ZM137 182H136V183H137ZM157 182H158V183H156V184L153 183V186H154V184H155V185H157V184H158V185L161 184V185H163V186L168 185V186L165 187V188H168V187H169L170 189L173 188V183L171 184V182H170L169 184H168V183L166 184V181H165V184H166V185H165L164 183H159V181H157ZM160 182H162V181L160 180ZM172 182H173V181H172ZM191 182H190V185H191ZM110 183H111V182H110ZM113 183H114V181H113ZM115 183H116V182H115ZM130 183H131V182L126 183V185L128 186V184H130ZM136 183H135V184H136ZM140 183H141V182H140ZM140 183H138V184H140ZM147 183H150V182H149V179H148ZM175 183L178 184V183L176 182V180H175ZM194 183H193V184H194ZM107 184H109V182H108ZM170 184L172 185V187L169 186ZM176 184H175L174 186L177 188L178 185L176 186ZM181 184L184 185L183 183H181ZM193 184H192L191 187H189L188 189H190V190L193 189V190H194L195 188H192V187H194ZM132 185H133V184H132ZM132 185H131V186L129 185L128 187H127V186H126V187H127V188H129V187L132 188V187H133ZM158 185H157V186H158ZM124 186H125V185H124ZM134 186H135V185H134ZM141 186H143L142 183H141ZM141 186H138V187H141ZM163 186H162L161 188L159 187L158 189H159V190H161V189H165ZM188 186H189V182H188L187 187H188ZM198 186H199V187H198ZM122 187H123V186H122ZM136 187H137V186H136ZM138 187H137V191H138V193H141L140 196H142L143 193H142L141 191L139 192V190H140L142 187L139 188V189H138ZM155 187H156V186H155ZM180 187H182V186H180V184H179V187H178V188H180ZM184 187H186V183H185V186H184ZM124 188H125V187H124ZM156 188H157V187H156ZM176 188H173V189L175 190ZM203 188H202V189H203ZM132 189L134 190V187H133ZM170 189H169V191H168L167 189H166V191H164V190H163V191H164V192H167V191L170 192V191L173 190V189H172V190H170ZM186 189H187V188H186ZM242 189H243V191H242ZM141 190H142V189H141ZM180 190H181V189H180ZM199 190H201V189H199ZM157 191H158V190H157ZM161 191H162V190H161ZM230 191H231V192H230ZM244 191H245V192H244ZM249 191H250V190H249ZM164 192H163V193H164ZM168 192H167V194L170 195V193H168ZM209 192H208V193H209ZM233 192H234V193H233ZM159 193H160V192H159ZM210 193H209V195H207L206 197L210 196ZM220 193H221V194H220ZM206 194H207V193H206ZM260 194H261L262 196H261ZM138 196H139V195H138ZM165 196H166V195H165ZM170 196H172V193H171ZM227 196H228V195H227ZM260 196H261L262 198H261ZM131 197H134V196H131ZM168 197H169V196H168ZM215 197H214L215 200L212 198V196L208 197V198H210V199H213V203H211L210 199H209L208 201H210L211 204H214L215 201H216V204H214V205H220V206H217V207H219V208L221 207L220 209L217 208L216 210H215V209H213V210H215V212H216L217 215H223V217L225 216L224 218H226V220L223 219V220H225V221H223V220L220 221L218 218H220L221 216H219V217L217 216L218 218L216 217V222H217V219H218L221 223H223V224H222V227L219 226V225H221V223H217V226H219V228H221V229L218 230L217 232H218V234L221 236V235H222V232H224V231H222V230L225 229V232H224V233H225V236H226V233H227V237H225V238H227V239L222 240V237L224 238V235H222V237L219 238V239H220V240H219V239H218V236H219V235H218V234H214V233L216 232V230L219 229V228L216 226V222L214 221L215 224H214V222H212L213 220H215V218H214L215 216H214V214H213L214 217H212V213H211L210 211H209V212L206 211V210L209 209V207H212L213 205H212V206H209V207L204 205V206L206 207V210H205V207L203 208V206H202V208H201V209L205 210L209 215H210V213H211V216H209V217L206 215V219H208V218H209V219L214 218L213 220L211 219V222H208V221H210L209 219H208L207 221H206V219H204L205 215H204V216L201 215V214H202V213H200L201 210L199 211L200 208H197V207H199L198 205H194V206H195V208H197V209H195V210H198L199 212L193 210V208H192V210H193L194 212H193L192 210H191L192 212H188V213H192V214L185 213V212H187V210H185V208H182V209L185 210V212H184V210L181 211V209H180V212H181V213L183 212V214L185 213L184 215H186V216H187V214L190 215V216H191V215L194 216L193 214H196L195 212H198L196 215L199 216L198 214L200 213V215L202 216V217L200 216L201 219H204V220H205V221H204V224H202V221H201V222L199 221V222L201 223V225H203V227H205V226H207V225H209V227H210V224H212V223L214 224V225L212 224L213 226H211L210 228L206 227L205 229H203V231H206V230H207V232H208V231H209L208 229H211V228H212L213 233H210V231H211V230H210V231H209V234L212 235V237L214 236L213 238L217 237V240L214 239L215 241H212V240H213L212 237L209 238V240L212 239L211 242H213V243H214V242L216 243V241H217V243H218V240H219V242L222 243V244H221V243L219 244L220 246H222L224 242H225V243L227 242L228 245H225V243H224V245H223L222 248H221L220 246H217V244H216V246H217V247H220L221 249H220V248H219V249H220V250H223V251H224L225 249H228V247L226 248V246H229V245H230L229 243H231V245H234V246H233V247H234V248H233L234 250H233V252H232V251H229L230 254L232 253V255H229V253H228L227 251H224V252L221 251V252H218L217 255H215L216 252L219 251V249H215V250L213 249V250H211V249L213 248V247H210V246H209L211 243H210L209 245H208V243H207L206 246H209V247L211 248V249H210L209 247L207 248L208 250H211V251H209V252L207 253V252H206V248H205V251H203V249H202V247H201V246H202V243H203V241L201 240V241H200V245H201V246L198 244V246L201 247V251H197V252H196V253H197L196 256L198 255V253H200V254L202 255V257H201L200 254H199L198 256H199L202 260H204V258H205V259L207 258L206 255H210V256L208 257V258L210 259V257L212 256V254L215 253V254H213L212 257H214V255H215V257L217 256V259H218L219 256H221V255L223 256L224 253H227L228 256H231V257L234 256L235 259H236V262H237V263H234V262H235V259H234L233 257H232V258L230 257L232 260L230 259V261H229V257L227 256V254H224V256H226V262L228 261V262H227L228 264H233V263H234V264H240V263H242V264H257V263H258V259H259L258 256H260V259H261V260H262L261 257H263V256H262V255H253L252 252H250L249 250L253 251L254 254H255V251H257L256 254H264V251H263V250H264V245H263V242H264V241H263V240H264L263 237H264V236L262 237V235H261V231H263V229H264V219H260V218H261V215H260L259 213H256V211L254 212L253 210H250V211H252L251 213L254 212L253 215H252V216H253V218H252L251 213L248 211L250 208H249V209H246V208H248L249 206L247 205L248 207H247V206L245 207V206L242 205L243 203H240V205H242V206H241L242 209L245 207V208H244L245 212L247 213V211H248V214L250 215L251 220L253 219V220L251 221V220H246V219L244 218L243 220L246 221V222H245L246 224L243 223L242 217H241V219L237 218V217H239V216L242 214L241 211H243L242 209H240V210H239L240 213H238L239 216H237L238 214H237V212H236L237 210H236L235 208H237V209L241 208V207L239 206V204H238V205H235V206H237V207H235L234 205H233V207H228V208H230L231 210H233V209L236 210L235 212H233V211H231V210L229 209V211L227 210L228 214H229V212L231 211L229 215L231 216L232 212L235 213V215L232 214V216L230 217L228 214H227V215H224L223 213H220V214H219L218 212H219L220 210H222V209L224 210V209H225V211H226V209H228V208H225V207L222 208V206H223V205H224V206H225V205H228L229 203L226 202L227 204H226V203H225V204L223 203V205H222V204H219V203L217 202V198H218L219 196L216 197V198H215ZM251 197L253 198L252 200H251ZM128 198H129V197H128ZM128 198L126 197V198H123L122 200L120 199L121 202H119L120 204H119V203H118V204H119L120 206H122V204L125 203V202H123V201L128 200V203H126V204L128 205L129 202H130V200H131V198H130V199H128ZM139 198H140V197H138V200H141V201H143V200L145 201V200L147 199V197H144V196H142L140 199H139ZM143 198H145V199H143ZM241 198H242L244 201H243ZM249 198H250V199H249ZM94 199H95V198H94ZM124 199H126V200H124ZM132 199L135 200L136 197H135V198H132ZM246 199H247V200H246ZM107 200H110V199L107 198ZM138 200L136 199L137 202H138ZM240 200H241V201H240ZM255 200H256V201H255ZM115 201H116V200H114V202H115ZM136 201H135V202H136ZM206 201H207V199H206ZM208 201H207V202H208ZM219 201H220V200H219ZM93 202L96 203L95 200H94ZM117 202H118V201L115 202L116 205H117ZM126 202H127V201H126ZM135 202H132V203H135ZM147 202H148V201H147ZM249 202H248V203H249ZM262 202H263V200L259 201L258 203H260L261 206L263 207V203H262ZM94 203H93V204H94ZM107 203H108V202H107ZM110 203H113V202H110ZM115 203H114V204H115ZM121 203H122V204H121ZM130 203H131V202H130ZM138 203H140V205H142V204L144 205L143 202H138ZM138 203H135V204H138ZM141 203H142V204H141ZM150 203H152V202L150 201ZM150 203H148V204H150ZM250 203H249V204H250ZM97 204H98V203H97ZM105 204H106V203L104 202V206H105ZM135 204H134L133 207H131V205L129 204L130 207H129V209H128V208H127V209L130 211L131 208L136 207ZM145 204H147L146 201H145ZM152 204H153V203H152ZM152 204H150L151 206L149 205V206H150V207H149V212H150V213H152V212H153L152 210H154V209H152V210H150V209H151L152 207H154V206L157 207V205H158V204H156V205H153V206H152ZM95 205H96V204H95ZM108 205H109V203H108ZM108 205H106L107 207L105 206L107 209H106L104 212L108 211V209L110 210L111 208H108V207H111V205H113V204H111V205H109V206H108ZM116 205H113L114 207H112V208L115 209V206H116ZM129 205H128V206H129ZM140 205H138V206H140ZM143 205H142L141 207H143ZM230 205H231V204H229V206H230ZM86 206H88V208H86V209H88V210H89V207L91 208V210H92V208L94 207V206H92L91 204H90V206L86 204ZM86 206H85V207H86ZM104 206H102V207L99 206V207H98V205H97L98 210H99V208H101L100 210L102 211V210H103L102 208H103ZM124 206H125V205H123L122 207H124ZM128 206H127V207H128ZM145 206H148V205H145ZM231 206H232V205H231ZM97 207H96V209H97ZM105 207H104V208H105ZM118 207H119V206H118ZM118 207H116V209H117ZM122 207H121V208H122ZM141 207H139V208L137 207V208L139 209V211H138V209L135 210V212H136V211L138 212V213L136 212L137 214L140 213V209H141ZM156 207H155V211L157 210ZM158 207H159V206H158ZM173 207H174V206H173ZM200 207H201V206H200ZM238 207H239V208H238ZM94 208H95V207H94ZM94 208H93V210H94ZM121 208H120V209H121ZM125 208H126V207H125ZM125 208H124V209H125ZM143 208H144V207H143ZM143 208H142V210H144ZM146 208H147V207H145V210H144V211H141V212H143V214H144V213H148V212H146V211L148 210V209L146 210ZM177 208H178V206H177V207H174V209H177ZM179 208H180V207H179ZM188 208H189V207H186V209H188ZM207 208H208V209H207ZM215 208H216V206H215ZM96 209L94 210V212L96 211ZM124 209L122 208L121 211L123 210V212H124ZM127 209H125L126 212H128ZM174 209H173V210H174ZM218 209H219V210H218ZM91 210H89V212H88V213L90 214V215H89V216H90V217H89L90 219H89L88 216H87V215H88V214H87V211H86V213H84L85 210H83V211H84V212H83L84 215H83L82 212H80V213H82V215L84 216V217L82 216L83 219L87 216L85 219H89L90 222H89V220H82L81 214H80V213H76L78 216H77V215H73V219H72L71 223L67 226V227H68L67 229H68V231H69V233H68L69 235L67 234L68 231H66L65 233H66L67 236L69 237L71 243H73L74 241L76 242V240H80L81 238H82L83 240H82L81 243H80V241H78L79 243H77V244H79V245H81L82 243H84V238L87 240V241H85L86 243H84V244H87L88 242H93V243L96 242L95 247H94L93 243H90V245L92 244L93 247H94V249H95V248H96V245L98 246V243H97V242H101V241H98V239L95 241V239L98 238V237L100 238V240L103 239V238L101 239V236H100L98 233L100 232L101 235H104V234H105V233L102 234L103 231L101 230V228L106 226V223H105L104 221L108 218L107 216H109V215L112 213V209L110 210V211H111L110 214H109V212H108V213H107V212L105 213V215H107V216L105 217V215H104V219H105V218H106V219H105V220H102V222H104V225H105V226L102 225L101 228L99 227V230H101V231H99L98 229H95L96 231L98 230L97 234L95 233L96 231L94 232V233H95V234H94L93 231L91 232V231L89 230V229L92 230L94 226H95V228H97V227L99 226L98 224H100L99 221H98V223H97V218H98L99 215L97 216V215H95V213H94V215L96 216V223L93 224L94 220H92V219H94L95 216L92 215L93 211H91ZM98 210H97V211H98ZM100 210H99L98 214L100 213ZM158 210L160 211V210H161V207H159ZM177 210H178V209H177ZM203 210H202V211H203ZM217 210H218V212H217ZM223 210H222V211H223ZM76 211H77V210H76ZM79 211H81V210H79ZM79 211H78V212H79ZM97 211H96V214H97ZM113 211H114V210H113ZM151 211H152V212H151ZM159 211H158V213H159ZM188 211H189V210H188ZM222 211H221V212H222ZM261 211H262V210H261ZM90 212H92V213H90ZM104 212H101V213H100V216H101V214H104ZM116 212H117V210H115V212H113V214H115ZM118 212H119V213H118ZM118 212H117L116 215H118V214H121V215H122V213H123V212L120 213V210H118ZM126 212H125V213H126ZM130 212H134L133 209H132V211H130ZM130 212H128L126 215H125L124 213H123V214H124L125 216H127V215L129 214L128 216L130 217V216H131V215H130ZM135 212L132 213V216H134L133 214H135ZM173 212H174V214H176V210L173 211ZM178 212H179V211H178ZM180 212H179V213H180ZM213 212H214V211H213ZM243 212H244V211H243ZM150 213H148L149 215H148V214H147V215L151 217V215H152L153 213H152V214H150ZM156 213H157V211L154 212V214H156ZM181 213H180V214H181ZM203 213H204V211H203ZM207 213H206V214H207ZM224 213H225V212H224ZM246 213H245V214H242V216L244 217V215H245V217H246L247 219H250V218H248L249 215H247ZM17 214H18V216H16V217H17V219H19L20 215L22 216V214H21V212H19V211L17 212ZM86 214H87V215H86ZM113 214H112V215H113ZM140 214H142V213H140ZM140 214H139V215H140ZM174 214H173V215H174ZM183 214H182V217L184 216ZM204 214H205V213H204ZM225 214H226V213H225ZM254 214H258V216H260V217H257V215L254 216ZM85 215H86V216H85ZM116 215H113L114 217H113V216L111 217V215L109 216V217H111V218H113V219L115 218V220L110 219V218L108 219V220H109V221H108L109 224H108V223H107V224H108L110 227H111L112 225H113V226L115 225V224H113V223H114L113 221H115L116 224H117V223H120V222L122 221V220L120 221V219H119L120 217H117ZM121 215H119V216H121ZM139 215H137V217H135V218L138 219V220H139ZM145 215H146V214H145ZM145 215H142L143 218L145 219V221H144V219L140 218V219L143 220L144 222L147 221ZM156 215H158V214H156ZM160 215H162V214H160ZM164 215H165V214H164ZM170 215H172V213H171ZM178 215H179V214H178ZM196 215H195V216H196ZM76 216L78 217L79 220L76 218ZM100 216H99V217H100ZM115 216H116V217H115ZM122 216H123V215H122ZM128 216H127V217H128ZM132 216H131L130 219H132ZM144 216H145V217H144ZM153 216H155V215H153ZM168 216H169V215H168ZM168 216H167V219L165 218L166 216H162V217L165 218V219H163L164 222H161V223H164V226H167L168 223L166 222L167 224L165 225V220L168 221L170 217H171V219H170L169 221H173V222H171V223L173 224L172 226H175L174 223L176 224L177 222L179 223V226H181L182 224H181L178 220H181L182 223H184L183 221H186V220H184V219L176 218V217H177L176 215H175L176 217L174 216V217H175L174 219L172 218V216H170L169 218H168ZM186 216H185V217H186ZM190 216H189V219H191ZM192 216H191V217H192ZM226 216H227V217H226ZM8 217H9V215H8ZM61 217H62V216L59 215V219H61V221H63V220H62L63 217H62V218H61ZM101 217L103 218V216H101ZM101 217H100V219H102ZM127 217H126V218H127ZM140 217H141V215H140ZM155 217H156V216H155ZM160 217H161V216H160ZM160 217H159V216L156 217L155 220L157 221V219H158V222L154 221V222H153V223H154L153 225H155V224L157 225V224L159 223L157 226H158V228H160V230H161L162 225H161V227H159L160 224H161V223L159 222V218H160ZM178 217H179V216H178ZM180 217H181V215H180ZM182 217H181V218H182ZM185 217H183V218H185ZM210 217H211V218H210ZM223 217H221L220 219H222ZM228 217H230V218H228ZM262 217H263V216H262ZM6 218H7V215H6ZM91 218H92V219H91ZM126 218L123 217V219H126ZM135 218H134V219H135ZM152 218H153V217H152ZM152 218H151V219H152ZM186 218H187V220L189 221L188 216H187ZM195 218H196V217H195ZM227 218H228V220H229L230 222L227 220ZM263 218H264V217H263ZM10 219H11V218H10ZM10 219H9V220H10ZM12 219H13L15 222L18 221L17 219L15 220V217H13ZM20 219L22 220V219H23V216L20 217ZM100 219H99V220H100ZM147 219H149V218H147ZM172 219H173V220H172ZM177 219H178V220H177ZM198 219H199V217H198ZM198 219L196 218V220H195V219L192 217L191 221H198ZM201 219H199V220H201ZM231 219H232V220H231ZM237 219H238V220H241V222L238 221ZM6 220H7V219H6ZM6 220H5V221H6ZM23 220H24V219H23ZM23 220H22V222H23ZM77 220L81 223V224H80V223H79V224H80L82 227H80V225H78V221H77ZM81 220H82V221H85V222L88 221V222H87V225H85L86 223L83 222V223H84V224H83L84 227L86 226L85 228H83V225H82ZM110 220H111V222H113L112 224L110 223ZM112 220H113V221H112ZM128 220H129V218L126 219L125 221H128ZM149 220H150V219H149ZM149 220L147 221L148 223H150ZM176 220H177V221H176ZM182 220H183V221H182ZM14 221H11V224H14ZM91 221H93V222H91ZM134 221L136 222V220H134ZM139 221H140V220H139ZM139 221H138V222H139ZM152 221H153V219H152ZM160 221H162V219H161ZM174 221H176V222H174ZM188 221H187V222H188ZM227 221H228V222H227ZM7 222H8V220H7ZM12 222H13V223H12ZM102 222H101V223H102ZM129 222H133V221H132V220H131V221H130V220L128 221V224L130 225L129 228H127V227H128L127 223H124V221L121 222V223L124 224L125 227H126V229L124 228L125 231H126V230L128 231V229L130 230V227L134 228V225H135V224H136L135 226L139 225L138 227H140V225L142 226V221L139 222L140 224H139L138 222H136V223L134 222V223H135V224L133 223L134 225H131ZM144 222H143V223H144ZM147 222L144 223V224L146 225ZM187 222H185V223H187ZM199 222H198V223L195 222V223L198 224L197 227H196L197 230L202 228V226L199 224ZM17 223H20V221H19V222H16V225H17ZM61 223H62V222H61ZM121 223H120V224H121ZM151 223H152V222H151ZM151 223H150V224H151ZM171 223H170V225H168L169 228L167 227V228H168L167 231H170V230L173 231V228H177V229H174V231H175V230H178V229L180 230V227H178V226L173 227L172 229H170V227H171ZM185 223L183 224V225H186V226H187V227H185V229L182 228V227H184L183 225L181 226V228L184 229V231H182V229H181L182 232H180V231L178 230L180 233H178L177 231H176V233H174V232H170V233H169V232H168V233H169L168 236L170 235V237H173V236H176L177 233H178V235L180 234L179 237H180L181 235H186V238H187V237H188V232H189V235H190V233H191L192 231L196 234V232L194 231V229L196 230V228H194V227L196 226V224L193 222V223L195 224V226H194V224L191 223V222H190V223H187V224H185ZM207 223H208V224H207ZM209 223H210V224H209ZM224 223H225V224H224ZM21 224L23 225V223H20V224H18V226H19V225L21 226ZM95 224H97V225H95ZM120 224H119V226H118V228H119L118 230H119V231L122 230L121 232H124L123 228L120 229L121 226L124 227V225H120ZM144 224H143L142 227H143V228L145 227V229H146V228L149 229V228L151 227V225H152V224H151V225H150V224H147V225H150V227H149V226L146 227L147 225L145 226ZM180 224H181V225H180ZM191 224H193V226H192L193 228L191 227L190 230L188 229V232H187V229H186V228H188ZM242 224H243V225H242ZM16 225H15V226H16ZM93 225H94V226H93ZM117 225H118V224H117ZM156 225H155V227H156ZM199 225H200L201 227H200ZM226 225H227L228 228L224 227V226H226ZM253 225L256 227L255 229L253 228V227H254ZM18 226H17V227H18ZM78 226H79V228H78ZM92 226H93V227H92ZM96 226H97V227H96ZM109 226H107V227H105V228H108V229H109ZM214 226H216L217 229H216V227L213 228ZM252 226H253V227H252ZM87 227H88L89 229H88ZM199 227H200V228H199ZM230 227L234 230V231H233V235H235V236H234L235 238H236V234H235V233L239 232V233H237L238 236H239V237H237V238H238L237 240L233 239V238H234L233 235L230 236V235H231V232H230V229H231V228H230ZM251 227H252V229H254V231L251 229ZM18 228H20V227H18ZM76 228H78V229L81 228V229H80L81 231L78 230V229H76ZM86 228H87V229H86ZM105 228H103V229H105ZM132 228H131V231H128V234H127L126 232H125V233H126L127 235H129L130 232H132V231H134V230L137 231V232H140V231H141V229L138 231V228H137V229L134 228V230H132ZM156 228H157V227H156ZM158 228H157V229H158ZM234 228L236 229V232H235V229H234ZM67 229H66V230H67ZM82 229H83V230H82ZM110 229H113V231L116 232V230H117V229H116V225H115L113 228H110ZM145 229H143V230L145 231ZM157 229H156V233H155V234H157V235L161 234V235H162V232H161V231H157ZM256 229H257L258 232L255 231ZM93 230H94V229H93ZM152 230H154L153 226H152ZM158 230H159V229H158ZM164 230H166V228H165V229L162 228V231H164ZM197 230H196V231H197ZM226 230H227V231L229 230V231H228L229 233L226 232ZM251 230H252V231H251ZM144 231H143V233H146V232H144ZM147 231H150V232H151V229H150V230H147ZM167 231H166V233H167ZM190 231H191V232H190ZM200 231H201V230H200ZM212 231H211V232H212ZM219 231H220V232L222 231V232L220 233ZM231 231H232V230H231ZM18 232H19V235H20L19 237H21V235L23 234V233H22V230H21V231H20V230L16 231V233H18ZM20 232H21V234H20ZM62 232H63V231H62ZM104 232H106V234L108 235V232H107L106 230H104ZM110 232L113 233V235H115L114 232H112V230L109 231V233H110ZM121 232H120V233H121ZM137 232H134L133 235H134V236H136V234H138V236H140L139 234L143 235L142 233H137ZM141 232H142V231H141ZM154 232H155V231H154ZM159 232H161V233H159ZM183 232H185V233L187 232V233H186V234H181V233H183ZM193 232L191 233V235L193 234V236H194V233H193ZM207 232H206V233H207ZM234 232H235V233H234ZM255 232H256V233H255ZM65 233H64V232L62 233L63 236L65 235ZM125 233H123V234L121 233L122 235H121V234L119 235L118 232H117V233H116V236L119 235V237H120L121 240H122L123 237H127V240H128V238H130V239H132L133 243H135V242L137 241L135 238H133L134 236H133V237H130L131 235H130L129 237H128V236H124ZM151 233H152V232H151ZM164 233H165V231L163 232V235H165ZM173 233H174L175 235H174ZM199 233L201 234V236H202L203 238L206 237V236H203V235H202V233L205 234L204 232H199ZM199 233L197 234V236L200 235ZM224 233H223V234H224ZM240 233H241V235H240ZM262 233H263V232H262ZM59 234H61V232H60ZM126 234H125V235H126ZM131 234H132V233H131ZM149 234H150V233L148 232V235H147V233H146V234L143 235V237H145V238H146V236H149V237H150V236L153 235L154 233H153V234H150V235H149ZM171 234H173V235H171ZM209 234L207 233V237L210 236ZM263 234H264V233H263ZM97 235H99V236H97ZM110 235H111L112 238L114 237V236H112V234H110ZM145 235H146V236H145ZM163 235H162V236H163ZM191 235H190V236H191ZM205 235H206V234H205ZM208 235H209V236H208ZM216 235H218V236H216ZM228 235H229L230 237H229ZM242 235H243V236H242ZM57 236H58V235H57ZM67 236L65 235L64 237H67ZM116 236H115V237H116ZM122 236H123V237H122ZM155 236H156V235H153V236H151V237L154 238ZM159 236H160V235H159ZM165 236H167V235H165ZM168 236H167V237H168ZM190 236H189V237H190ZM193 236L190 237L191 239H190V241L188 240L189 242L186 241V240H185L184 242H182V243H183V244L181 243L182 246L179 245L181 239L179 240V237H177V236H176V237H177L178 239L175 238V237H173V239H174V238L177 239V240L173 241V242H174L173 244H174V246H176V245L178 244L181 248H183V247H186V248H187L188 245H189V247L192 248V247L195 245V244H194L195 242L192 241V238L194 239ZM195 236H196V235H195ZM240 236L244 237V240H240L239 238H242V237H240ZM12 237H13V236H11V238H12ZM15 237H16V236H15ZM37 237H38V236H37ZM58 237L61 238V240L58 239V240H59V243L57 242V243H58V247H59V249H60V246H61V247H64L65 249L67 248V250H69V249H68L69 246H68V247L66 246V245L70 244V242L68 241V239L65 238L67 241H66L65 239L63 240V241L65 242V243H64V245L66 246V247H65V246L62 245V243L60 242V241H62V239H63L62 236H61V237L58 236ZM58 237H57V238H58ZM108 237L111 238V237L108 235V236L106 237L107 240H108ZM115 237H114V238H115ZM121 237H122V238H121ZM149 237L146 238L147 241H145V245H146V242H147V244H149V243H148V242H149V239H150ZM189 237H188V238H189ZM199 237H200V236H199ZM199 237H195L194 240H196V238H197V240H199ZM228 237H229V238L232 237L231 239L235 240V243H234V242H230V241H232V240H230ZM11 238H10V240H11ZM16 238H18V237H16ZM57 238H56V240H57ZM104 238H105V235H104ZM114 238H113V241H114V242H117L118 240H120V239H118V237H117V238H115V240L117 239V240L115 241ZM136 238H137V236H136ZM141 238H142V237H140V240H141ZM148 238H149V239H148ZM159 238L161 239V238H163V237H157V236H156V237L154 238L155 240H154V239H151L152 241L150 240V242H152V243L149 244V245H150L151 247H152L153 245H155L154 242H153V240H154V241H157V242H156L157 244L160 243V244H159L160 246H161V245H162V246L164 245V246H165L164 248H166V246L169 247L168 245H170V243H168V245H167V241H168L167 238L164 237L165 240H164V238H163V240H164V242H165L166 245L163 244L162 242H159V240H160ZM180 238H181V237H180ZM184 238H185V236H184ZM186 238H185V239H186ZM188 238H187V239H188ZM203 238H202V239H203ZM12 239H13L14 243L16 244V243H17V241H16L17 239L15 240L14 237H13ZM124 239H125V238H124ZM124 239L122 240V241H123V244H124V242H126V241H124ZM138 239H139V238H138ZM158 239H159V240H158ZM168 239L170 240V242L173 240L172 238L170 239L169 237H168ZM182 239H183V238H182ZM200 239H201V238H200ZM204 239H205V238H204ZM10 240H9V241H10ZM107 240L104 239V241H105L106 243H107ZM110 240H111V239H110ZM110 240H109V242H110V248H109V246H108V249H106V248H107V247H106L107 245H105V243L102 242L101 244H103V245H105V246H103V245L100 244V245L102 246L101 249H103V247L105 248L104 250H109V249H110L109 252L111 251V249H114V250H112V251L115 252V249H116L117 247H119V246H118L119 244L115 246L116 248H115V247L113 248V243H111V242H113V241H110ZM140 240H138V242H136L137 245L134 244V245L136 246L135 248H137L138 245H139V247L142 246V245H140L141 243L138 244L139 242H141ZM143 240H144V239H143ZM166 240H167V241H166ZM183 240H184V239H183ZM209 240H208V238L206 239V241L204 240V241H205L204 244H206V242H208ZM226 240H227V241H226ZM229 240H230V241H229ZM11 241H12V240H11ZM15 241H16V242H15ZM63 241H62V242H63ZM94 241H95V242H94ZM122 241L120 242V244H121V246H122V248H123L124 246H123V244H122ZM160 241H162V239H161ZM177 241H179V243H177ZM191 241L193 242L192 244L190 243ZM228 241H229V242H228ZM21 242H23V241H21ZM67 242H69V243H67ZM118 242H119V241H118ZM118 242H117V243H118ZM158 242H159V243H158ZM175 242H176L177 244H176ZM185 242H188V245H187ZM198 242H199V241H198ZM198 242H197V243H198ZM201 242H202V243H201ZM209 242H210V241H209ZM12 243H13V242H12ZM14 243H13L12 245H15ZM60 243H61V245H59ZM131 243H132V242H131V240H130V243H129V244H131ZM133 243L131 244V247H132ZM143 243H144V242H143ZM184 243H185V244H184ZM189 243H190L191 245H193V244H194V245L191 246ZM215 243L212 244V245L214 246ZM30 244H31V243H30ZM32 244H33V245H34V244L36 245V243H32ZM32 244H31V246H32V249H33V247H34L35 245L33 246ZM75 244H76V243H75ZM75 244H74V245H75ZM77 244H76V245H77ZM111 244H112V245H111ZM115 244H116V243H114V245H115ZM126 244H128V242H127ZM152 244H153V245H152ZM204 244H203V245H204ZM12 245H9V247H11V250L13 249L12 247H14V246H12ZM72 245H73V244H71V246H72ZM76 245H75V246H76ZM79 245H77V246H79ZM88 245H89V244H87L86 246L84 245V246H85L84 248L86 249V251L88 252L87 248H88L90 251H93L94 249H93L92 245L89 246V247H87ZM124 245H125V244H124ZM159 245H158V246H159ZM171 245H172V243H171ZM171 245H170V246H171ZM184 245H187V246H184ZM31 246H30V247H31ZM75 246H72V247H75ZM111 246H112V247H111ZM121 246H120L119 248H121ZM125 246H127V245H125ZM128 246H129V245H128ZM128 246H127V247H128ZM143 246H144V244H143ZM150 246H147V248H146V246H145V248L142 247L141 249H149L150 252L147 250V253H148V252H149V253H151V252L153 253L154 251H151V250H152V248L155 249V248H154L155 246L152 247V248H150ZM158 246L156 245V247H157L158 249H160V248L162 247V246H161V247H158ZM174 246H171V248H170V249L172 250L173 254H174L175 251L178 250V248H177V246H176V247H175L176 250L174 249V251H173L172 248H174ZM198 246L196 247V245H195V246H194V247H196L195 249H197ZM72 247H70V249H72ZM86 247H87V248H86ZM90 247H91L92 250L90 249ZM99 247H100V246H98V248L95 249V250H96L95 252H97L98 249H100ZM127 247L123 248L124 250H123L122 248L119 249V250H120V251L122 250L121 252H123V253H124V252L127 253V252H128V249L130 248V246L128 247V249H127ZM180 247H179V248H180ZM217 247H216V248H217ZM224 247H225V249H223ZM250 247H252V248L249 249ZM64 248H63V250H65ZM81 248H83V244L81 245ZM84 248H83V250H82V249H80V246H79V249H77V247H75L76 251H77V250H80V251H79L80 254L78 253V251L76 252V253H78V255H76V257L78 256V258H79V256H80V259H81L82 257H84V255H85L84 253L87 254L86 251L84 252ZM157 248H156V249H157ZM186 248H185V250H184V249H181V250H184V251H181V254H182V252H183V254H182L181 256H183V255L187 252L188 254L185 255L184 258H185L186 256H188V257H190V259L193 257V258L196 260V259H197V258H195L196 256H192V255L189 256V253H190L189 250H190V249H186ZM203 248H204V247H203ZM231 248H232V247L229 246V250H232ZM59 249H57V250H59ZM126 249H127V250H126ZM132 249H134V247H132ZM137 249H138V248H137ZM137 249H136V250L134 249V250H131V251H136V252L138 251L137 253H138L139 255H140V253H143V254L140 255V256L142 257V260L140 259L141 257L139 256L140 258H139L138 262H135V259H134V261L132 260V261L134 262L133 264H135V263H138V264H139V261H140V260L143 262V260H145V258H146L145 255H147V253H145V251H143V250H141V249H140V250H137ZM170 249H169V248H166V249H164V250L167 251V250H170ZM247 249H249V250L247 251L248 253L246 252ZM33 250H34V249H33ZM63 250H62V248H61V250H59L58 254H59L61 251L63 252ZM67 250H65V252H63V253L67 254ZM104 250H102V251H104ZM116 250H118V248H117ZM119 250H118V251H119ZM161 250H162V249H161ZM164 250H163V251H164ZM171 250H170V254L172 253ZM179 250H180V249H179ZM179 250H178L177 252H175V255H177V258H180V260H181V259L183 260L184 258L178 257V256H180V255L178 254V252L180 253ZM186 250H188V251H186ZM193 250H194V249H193ZM199 250H200V248H199ZM35 251H36V246H35ZM71 251H72V253H71ZM81 251H83V254H82L83 256L81 255ZM99 251H101V250H99ZM102 251H101V252H102ZM118 251H116L114 255H117L116 253H117ZM120 251H119V253H120ZM126 251H127V252H126ZM139 251H140V252H139ZM141 251H143V252H141ZM159 251H160V250H159ZM159 251H158V250H157V251L155 250L156 253H159ZM185 251H186V252H185ZM190 251H192V250H190ZM195 251H196V250H194L193 252H195ZM202 251H203V254H202ZM214 251H216V252H214ZM262 251H263V253H262ZM69 252L71 253V254H69V255H72L73 257H72V256H71V257L74 258V260H77V258L75 259V257H74V256H75V250H74V252H73V250H69ZM69 252H68V253H69ZM101 252H97L96 255H97V254H100V255H101L102 253H104V252H108V251H104V252H102V253H101ZM109 252L107 253L108 255H109ZM129 252H130V250H129ZM129 252H128V253H129ZM161 252H162V251H161ZM161 252H160V253H161ZM210 252H211V253L213 252V253L210 254ZM222 252H223V253H222ZM260 252H261V253H260ZM63 253H62V254H63ZM93 253H94V251H93ZM93 253L89 252V253L87 254L88 256L91 255L90 259H91L92 257L94 258V257L96 256V255L92 256ZM119 253H118V254H119ZM123 253H122V254H123ZM131 253H132V254H131ZM131 253H129V254H131V255L135 254V253H133V252H131ZM137 253H136V254H137ZM152 253H151V254H152ZM163 253H164V252H163ZM163 253H161V254L163 255ZM165 253H169V251H168V252H165ZM176 253H177V254H176ZM204 253H205L206 255H205ZM219 253H221V254H219ZM58 254H57V257H58V256H61V257H62L61 254H59V255H58ZM65 254H63V257L65 256ZM73 254H74V255H73ZM105 254H106V253H104V254L101 255V256H104ZM122 254L119 255V257H121V258L118 259V260H117V258H118V256H117V258H116V260L118 261L117 263H116V260H115V263H113V262H114L113 260H114L115 258H111V259H113L112 261H110V260L104 258L105 260H107V262L104 261V262L101 263V261H102L101 258H103V257H101L100 255H97V256H99V257L95 258V260L98 259V260H96V261H98V262L95 261V263L99 264V260H100V263H101V264H103V263L110 264L109 262H112L111 264H118L119 261L122 262V263L124 262V264H125L126 261H128V264H129L130 260L133 259V257H132L131 259H129V258H127L129 254H128L127 256L124 255V254L122 255ZM136 254L133 255V256H134V258H137V259H138V257H136V256H137ZM144 254H145V255H144ZM151 254L148 255V256H149V260H150L151 257H155L157 262L160 260V259L158 258V256H160L161 254H155L156 256L158 255L157 257L154 255V253L152 254V256H151ZM170 254H169V256H167L168 254H166V255L164 254V257L162 256V261L160 260V261H161V264H163V263H162L163 260H164V262H165V260H167V262H165L164 264H168V262H169L168 260H169V259H170L171 261L174 259L173 257H174L175 255H172V254L170 255ZM190 254H191V253H190ZM192 254H193V253H192ZM36 255H37V254H36ZM67 255H68V254H67ZM69 255H68V256H69ZM108 255H106L105 257H107ZM131 255H129V256L131 257ZM193 255H194V254H193ZM204 255H205V257H204ZM218 255H219V256H218ZM85 256H86V255H85ZM122 256H123V259H122ZM124 256H125L126 259H128V260H124V259H125ZM143 256H144V257H143ZM150 256H151V257H150ZM166 256H167V258H165ZM170 256L172 257V259L169 258ZM191 256H192V257H191ZM33 257H35V256L33 255ZM57 257H56L55 260H58V259H59V261H61L60 258H59V257L57 258ZM66 257H67V256H65V258H66ZM71 257H68V258L70 259ZM110 257H114V256H112V254H110V256H108L107 258L110 259ZM115 257H116V256H115ZM203 257H204V258H203ZM36 258H38V256H36L35 259H36ZM65 258H64V259H65ZM72 258H71V259H72ZM84 258H85V260H86L87 257H84ZM84 258H82V259H84ZM93 258H92L91 260H94ZM99 258H100V259H99ZM143 258H144V259H143ZM157 258H158L159 260H157ZM160 258H161V256H160ZM224 258H225V257H224ZM33 259H34V258H33ZM35 259H34V260H35ZM61 259H62V258H61ZM64 259H62L63 263H65V260H66L67 258H66L65 260H64ZM71 259H70V262H71ZM80 259H78V261H79ZM82 259H81V260H82ZM88 259H89V258H87V260H88ZM90 259H89V260H90ZM104 259H103V260H104ZM137 259H136V261H137ZM146 259L148 260V258H146ZM152 259H153V258H151V261H150L151 264H152L153 261H154V260L152 261ZM175 259H176V257H175ZM175 259L173 260V262L175 261V264H176V263H177V262H176L177 259H176V260H175ZM188 259H189V258H188ZM213 259H214V258H213ZM217 259L215 258V261H214L215 264H217L216 262H219L220 264L223 263V262H220V260L216 261ZM219 259H220V258H219ZM227 259H228V260H227ZM233 259H234V260H233ZM260 259H259V260H260ZM72 260H73V259H72ZM85 260H84V261H85ZM87 260H86L85 262H87ZM121 260H122V261H121ZM123 260H124V261H123ZM149 260H148V261H149ZM182 260H181V262H180L179 259H178V262L184 264V262H186L187 258H186L185 260H183L184 262H183ZM198 260H199V259H198ZM198 260H196L195 263L198 264V262H197ZM202 260H201V261H202ZM206 260H207V259H206ZM221 260L224 261V263L226 264V262H225V260H224L223 258H222ZM261 260H260L259 262H260V263H264L263 261L261 262ZM263 260H264V259H263ZM59 261H57L56 264H58ZM62 261H61V263H62ZM67 261H69V260L67 259ZM67 261H66L65 264H67ZM108 261H109V262H108ZM156 261H154V264H155V263L157 264ZM160 261H159L158 264H160ZM190 261H191V260H190ZM192 261H193V259H192ZM201 261L199 260V263H202V262H203V261H202V262H201ZM204 261H205V260H204ZM210 261L212 262V260H207V261H206L207 263L205 262L204 264H209ZM231 261H232V262H231ZM75 262H76V261H74V262H72V263H75ZM89 262H90V261H89ZM144 262L147 263V264H149L147 261H144ZM173 262H170V263L172 264ZM188 262H189V261L187 260L186 264H187ZM229 262H231V263H229ZM256 262H257V263H256ZM54 263H55V261H54ZM61 263H60V264H61ZM90 263H91V262H90ZM92 263H94V262L92 261ZM92 263H91V264H92ZM95 263H94V264H95ZM122 263H119V264H122ZM180 263H177V264H180ZM191 263L193 264L194 261H193V262H190V264H191ZM195 263H194V264H195ZM219 263H218V264H219ZM224 263H223V264H224ZM260 263H258V264H260ZM87 264H89V263L87 262ZM126 264H127V263H126ZM130 264H132V263H130ZM140 264H143V263H140ZM202 264H203V263H202ZM211 264H213V262H212Z\"/></svg>","mask_w":264,"mask_h":264}]
</instances>
